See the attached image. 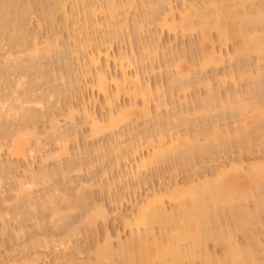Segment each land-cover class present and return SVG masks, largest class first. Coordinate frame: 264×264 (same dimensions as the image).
<instances>
[{"label": "bare ground", "instance_id": "obj_1", "mask_svg": "<svg viewBox=\"0 0 264 264\" xmlns=\"http://www.w3.org/2000/svg\"><path fill=\"white\" fill-rule=\"evenodd\" d=\"M170 1L169 0H26V3H25L24 0H0V152H1V150L3 151V149H4L3 146H5L7 148L6 151H8L7 153H9V155H11V159L13 158L12 155H14L15 157L17 156L16 158H18V156H22L21 153L24 152V151L22 152V150L19 149L18 140L26 139V141L28 140L27 143L29 144L28 148L32 145L30 143L35 144L32 146L36 147V149L34 147H33L34 148L33 149L31 146V149L30 150L28 149V152L30 153L29 155L26 154L28 157L29 156L31 157L33 155V152L38 150L36 152L37 154L34 153V156H32L33 160L31 158L33 163H35L38 161L37 155L40 153L43 154L44 152L42 153V151H43V149L47 150L46 149L47 146H48L47 148H49V145L53 143V145H50V146H52V148H54V151L56 150L55 145L58 146L55 153H54V151L51 152L52 149L50 151H48L49 154H47L46 152L44 153L46 160H45V158L42 159V157H44V156L43 155L41 156V154H40L39 157H41V158H39V159H41L40 161L42 163L38 162V164L39 163L42 165L46 164L45 165L46 167H43L40 164L38 166L43 167L42 168L43 170H40V171H38L39 169L34 170L35 166H33L34 164L31 161H29V162H31L32 165L28 162L30 166L27 165L29 167L26 169L25 168L21 169L20 166H18L17 168L21 169V170L17 169L18 172L22 171V170L24 171L23 172L24 177H22V174H21V178L18 176L20 173L17 175V177H14V176H16V175H14V174H16L14 172L15 166L17 165V164H14L17 161L16 158H15L16 161H14L13 165L11 164L10 160H9L10 163L8 162L7 165L4 163L5 160H4V162L1 161L2 164L1 163L0 164L3 165L4 167L0 165V186H3L2 183H6L3 180L8 181V178L11 176V175L9 176V174H8V176H4L6 171L7 172H9V171L14 172V174H13L14 176L12 175L13 180H10V178H9V181H8L9 182V190L11 189L10 188L11 187L10 182L14 183L15 182L14 180H17V179H18V181L15 182L16 185L14 184L15 188L10 191V192H12L14 190L12 192V194H14V192H15V194H14L15 199L13 198V201H14V203L17 202L16 203L17 207H14L15 204H14V206L10 205V204H13V201H10L12 199H8L9 196L5 197V199H3V200L8 199L9 201H7V200L6 201L9 203L7 204V203H5L6 201H3V200L2 201L7 205L6 206L4 204L7 208H9L8 206L10 205V210L8 211L6 209L7 212L2 211V212H4V214L1 213V210H0V213H1L0 219L2 218V220H0V221H3L7 218V222L8 221L11 222L12 220L14 221V222L12 221L14 223L13 225H15L16 222H18L19 220L21 221V222L19 221L20 225L17 224V226H20V227H18V229L20 228V231H18V229L17 230L13 229V228H15V227H13L12 229L14 230V232H12V229L10 228V226H11L10 222L8 224H6L7 223V222H5L6 220L1 222L2 225L6 224L5 229L8 228V226H9V228L11 229L12 236H13L14 233H15V235H19V234L21 235L22 233H24V231H26L25 228H27L28 230L30 228H33L32 230L30 229L31 231H33L37 227L36 230L39 229V231H40L41 228L45 227L43 225L47 226V223L50 225V226L48 225L49 227H51V225H52L53 231H56V230L63 231L64 230L63 226L61 227V229H56V230H54V229L59 228L60 225H64V224L67 225L68 222L67 223H65V222L72 218V215L74 214L73 212H76L75 214H78L80 217L88 214L89 216L88 215L83 216L84 222H83V220H81L82 218L80 219L81 222H83V224L80 223L81 225L79 224V221L77 224L76 223L74 224L75 218L74 219L72 218L71 221L76 226L75 228H74V225H71L73 228L71 226H69L70 223H68L67 226L64 225L66 227H69L67 229H70L71 231H69V233L66 232L65 234H63V232H62L61 233L62 236L59 235V237H61L62 239L61 238L59 239V237H57V236H56L57 239L55 237H53L55 232L52 233V235L50 234L51 237H53L51 239H48V238H50V237H48L50 235H47V234L40 235L41 236V238H40L39 235L37 236V234H36L39 231L36 233L34 231L35 234L32 233L33 234L32 236L36 235L37 238L39 237L37 240L34 239L35 237H33L32 239H34V240L30 239L28 241L29 243L30 242L32 243V241H34L38 245V247H36L37 245L35 244V246H34V243H32L31 247L33 248L34 251L36 249L42 247L41 249H39L40 251L42 249H46V250L48 249V251L53 252L52 248L49 247V246H51V247L55 248L53 250H55V252H57V253L59 252L60 255H62V256L66 255V256L70 257L69 259H67V262L69 261L67 263L66 257H65V259H63L64 257L61 258L59 255H57L60 257V258L56 257V259H57L56 262L59 260V262H58L59 264H70L71 262L73 264H76L75 260H77V257L72 259L75 251H74V253L71 252L72 254L70 253L72 257L69 254H65L66 253L65 250L68 252H70L69 250H71L68 248V246H70V240L72 241L71 242L72 244H74L76 242V240H77V243H79V238H78L79 234H77V233H80L82 235L81 237L83 238V237H85L84 236L85 233H83V232H86V234H87L85 237L86 239L91 238V236H88L91 230L87 231L86 229L88 227H90V229L92 227H97V225L95 226L96 222H94V221H97V219L99 220L100 218L104 220L105 219L104 216L107 215V213H108V210L103 209L104 207L102 208L101 205H93L94 207L91 209L95 208V210H92V213H90L91 211L90 212L88 211V213H87V210H86V214L83 213V212H85L84 206H86L87 202H90V201H87V200H89L88 198L90 197L87 194H88V192H91L94 190V188H95L94 186H96V184L92 185V188L93 187L94 188H93V190H91L92 189L91 183L93 181L90 180V181H88L89 182L88 183L85 179L86 182L85 181L81 182L82 181L81 179L77 180L79 177L74 179L70 175V167L69 166L76 164L79 167V165H78L79 163H76V162H80V164L81 163L83 164V162L80 161L82 159V157H81V159H79L78 153H76L77 156H73V157L70 156L72 158L66 157V155H65V158H67L69 161H71V160L75 161L72 163V165H69V161L67 159H66V161L64 160L66 163H68L69 166L68 165H66V166H68L67 168H69V169H64V168H66V167H64L65 163H64V161L61 160L62 158L59 157V156H62V157L64 156V155H62V152H64V154L67 152L66 150L68 148L66 149V146H67L66 142H70L67 140H70V139L72 140V138H74V137H72L73 134L74 135L78 134L79 136L83 134V133L82 134L78 133L79 130L82 129L83 127L80 128L79 124H75V122H74L76 120V118L74 119L73 116L74 115L77 116V113H79L78 117L80 116V114L82 115L84 113L85 116H83V119L81 120V122L84 120V122H86V123L82 122L84 125L89 123V125L91 126V127L89 126V128H91V131H89V130H88L89 132L87 131V133H89V135L86 134V136L88 135V138L89 137L91 138V136H92V138L97 139L100 137L99 135H102V134L104 135L105 132H106L105 134H107V132L110 134L111 133L115 134L113 136H111L109 134H107V135H109L110 138L114 137L111 139L116 138L117 141H115V140L113 141L114 144L116 143L115 146H114L113 142L109 143V145H111V146L113 145L114 148L117 147L116 149H114L113 146H112L113 149L110 148L111 146L109 148H107L108 142L112 141L110 138H109L110 140L109 139L107 140L108 141L107 146H104L102 141H101V143L96 142V143H99L98 145L102 144L103 147H106L108 150L103 148V147L100 148L101 145L100 146L95 145L96 147H93L94 146V144H93V145H91L92 146L91 147L89 145V142L87 143V145L91 147L90 149L93 148V151L96 153L99 149H103V151L105 149L104 153H106L107 151H108L107 153H110V152L113 153L116 151L115 154L112 155L111 157H109L108 154H107L108 155L107 156L106 154L103 155L101 153L103 156L106 155L105 158L100 156L101 159L103 158L102 160H105L107 157L112 158L115 156V158H112V161L115 162L114 165L112 164L113 162L110 159H106L107 162L109 160L111 162L108 163L109 166H108V164H106L108 170L107 169L104 170L106 168L104 166L105 168L103 169V171L101 170L102 172L105 171V173L107 172V174H110V173H112V169L114 168V166L118 167V165L120 167H122L124 165L127 168L128 165H125V164L120 165V164H117V162L121 163V161H122V163H125V162L128 163L130 161V158L132 157L130 155L134 154L133 156H135L137 154L136 155V161L134 162V163H137V165L133 163L135 165V167H134L135 169H133V167H132L133 170L130 168L131 169L130 173H127L128 171L125 172V170H124V173L123 172L120 173V174H124L123 175L124 177H125V175H128L127 177H125L126 180L129 176L130 177L132 176V178H133L132 182L135 179L137 180V181H135V183L138 182V180H140V179H141L140 181L145 183V181L141 178V176L143 175L142 173H144L143 171L146 170V173H147L149 167L151 168V166H153L154 168H159V167H155V165L161 166V164H164V166H165L167 164L166 166H168V165L169 166L168 167L165 166V167L170 169V165L172 167V165L175 166L177 164V166H178L176 168L177 170L180 167H182L183 169L185 168L184 172H186V170H188V168H189V170L187 171V172H189L192 169V167L194 169V168H197L198 167L197 165L201 164L203 161L207 162L210 159L209 157H208V159H205L207 155L212 156L211 158H213V157L215 158V156L217 157V155H215L216 153H214V152H216L218 150H219V152L223 151V148H219V147H222L223 145L225 146L229 142L230 143L228 145H230V146L232 144H234L236 146L239 145L238 147H236V146L234 147V145L232 146L233 149H231V151L233 150V152H234V150L238 149L240 146L242 148L243 147H249L250 150L252 151V149L253 150L256 149V148H253L255 146L254 144L259 143L255 147L260 146L261 142H262V145H264L263 144V142H264L263 141L264 140V70H263V66H262V64L264 65V0H193V1L189 0V2H188V0L187 1L185 0L182 3L181 10H179V8L174 9L172 6H170L169 5ZM173 2H174V0H173ZM180 7H181V5H180ZM176 10L179 11V13H177ZM131 11L132 12L135 11V13H132ZM33 16L34 17L37 16V18H34ZM32 18H34L35 20L34 19L32 20ZM30 20L33 22L37 20L35 22V25H36V23L39 25L37 27L39 30H40V28H43V27L44 28L45 27L50 28V34L43 35V36H45V38L46 37L48 38L47 40L44 37L41 39L42 33L44 32V28H43L42 32L39 31V33L41 32V34H39L38 32H35L34 28L33 29L29 28L30 26H28V23H30V24L33 23V22H30ZM154 23H156V26ZM33 24L31 25L32 27H34ZM101 26L103 28L105 27L106 30L102 29ZM152 26L156 27V29H154V30H158L157 28H159V27H161V29L164 28L163 32L167 28L170 29V30H168L169 32H172V31L175 32V30L180 29L181 33L183 35H185V37L188 35L190 36V34L193 33V31H195L196 33L198 32L197 35L199 34L200 37L199 36L198 37L201 39H199L197 37V40L201 41L200 43L198 42L200 45H197L198 47L196 48L195 47L196 45L194 46L193 43H191V44L189 43L192 46H190V45H189V47L187 46V48H189L191 50L196 48L197 52L195 50H194L195 51L194 52V51H191L189 49H187V50H189L191 52L187 51L185 48L184 42H182V45L184 46V48L180 44L181 48H183L184 50L182 49L183 50L182 51L180 49L179 51H176L175 49H172V48H176L177 45L172 46L173 43L170 39V41H171V42L169 41L170 44L168 41L166 44L171 45L170 46L171 50H172V52H171L169 46H167L168 47L167 48L166 45L164 47L162 45L163 44V40L161 39V37L163 36V34H161L162 30H161V32H159V30H158V32L156 31V32L152 33L153 32V29H152V32H147ZM148 27H149V29H148ZM30 30H32V32ZM33 30H34V32H33ZM135 30H138L139 33H136L137 37L136 36L132 37L133 31H135ZM212 30H213V32H214V30H216L215 35L218 36V37L216 36L217 39L219 38L218 39L219 41L217 40L219 45L217 43L216 44L218 45V48L220 49V51H223L221 49V47L227 45L228 43L234 44V46H232L234 48L233 52L231 51L232 54H230V52H228V51H230V49L229 50L226 49L227 46H229V44L227 46H225V48L223 47L224 50L225 49L227 50V52L225 50V54H224V52H222V53L220 52V54H218L219 51L216 52V49L214 46V44H215L214 39L216 40V38L213 39L212 36L214 33L212 32ZM47 31L48 30H46V33H47ZM63 31L64 32L66 31L68 36L64 35ZM141 32H144V33L146 32L147 35H150L149 33H152L150 39H149V37H146V35H145V37H143V38H145L146 43L143 42L144 40L143 41L139 40L140 42L137 40V39L141 38V35H142ZM35 33H38V35L37 34L35 35ZM48 33H49V31H48ZM98 34H99V38L97 37ZM186 34H188V35H186ZM62 35H64L63 37L66 36L65 40L67 39L66 41L67 42L69 41L68 42L69 44H70V41L72 40L71 46H69V44L66 42L64 43V41H65L64 39H63L64 40L63 42L59 41V37ZM179 35H180V33H179ZM192 35L190 36V39L192 38ZM122 36L125 37V42L129 41L127 43H130L131 45H130V47H128L129 46L128 45L127 48L129 50L131 49V54H133V52H135L134 53L135 55L134 54L130 55L129 50L126 49V50H128V52H129L128 53L125 50V48H122V46H121L120 48H122V49L119 48V50H117L118 51V55L116 54V56L118 57V58L116 57L117 62H116V60L114 62V63L119 64L118 66H120L121 72H120V74L119 73L116 74L117 72L114 69L117 67V64H114V67H115V65H116V67L113 69L110 68L111 70L115 71L114 72L115 75H114L111 73V71H109V65L110 66L112 65L109 62L112 61V58H110L111 53L107 52V50L111 51V50H109V48H111L114 45L113 42L117 43L116 41L118 40V38L120 41V43L119 42L118 43L120 45H122L124 42V40L121 38ZM178 36L176 35V37H178ZM63 37H60L61 41H62ZM126 38H130V39L126 40ZM134 38L136 39V44H135ZM115 39H116V41H114ZM146 39L147 40L149 39V40L147 41ZM157 39H159V40L157 41ZM177 39H175V41H173V42L175 43L177 41ZM207 40H210L211 44L213 45L212 48H210L209 50H207L208 48L205 49V47H207V43H208V45L210 43ZM212 40H213V42H212ZM44 41H45V43H48L47 47H45L46 45L43 46ZM133 41H134V43H133ZM160 41H162L161 47H159L160 44H158ZM183 41H185V40H183ZM142 42H143V44H141ZM165 42L166 41L164 40V43ZM179 42H181V41H179ZM205 42H207L206 45L204 44ZM220 42H221V46H220ZM198 43L196 42V44H198ZM62 44H64V45H62ZM65 44H67V45H65ZM61 45H62V47H61ZM103 45L105 46L104 49H106L104 51V52H106V54H104V57L106 58V59L104 58L105 59L104 61L106 63H103L104 61L102 62L103 59L101 58L103 53H104L103 52L104 49L102 48V47H104ZM132 45H135V46H132ZM136 45H138V47L141 46L140 52H141V50H143L142 51L143 53L139 52L140 47L137 48ZM204 45H205V47H204ZM63 46H65V47H63ZM199 46H200V48H199ZM193 47H195V48H193ZM64 48H67L68 49L67 51L72 52V54H70L68 52H67L68 53L67 54L65 52L66 49H64ZM69 48H70V50H69ZM162 48H164L163 50H165V51H167V50L169 51V53H170L169 58L172 57L173 61H171L169 58H167L170 60L168 63V66L164 65V69L169 67V71L165 70V73L167 72V74L163 73L164 72V71H162L163 68L160 67V68H162L161 70H159L160 73L162 71L161 74H163L164 78L167 79V80L165 79L166 82L164 81L165 84L162 80L163 75L162 76L159 75L161 78L158 76L162 82L161 84H159L160 83V82H158L159 80L156 82V80H157L156 77H155L156 84H151L152 82L153 83H155V82L153 80H152V82H151V80L149 81V78L152 79L151 78L152 76H150L149 73L150 72L154 73V71H155L154 69H156V72L158 71L157 68H159V67H157V66L154 67V65H157V64H155V61L159 64V55L158 54L160 51H163ZM123 49H124V52H123ZM112 50H114V49H112ZM136 50H137V52H136ZM174 50L178 54H176ZM119 51H120V53H119ZM146 52H148V53H146ZM180 52L185 53V54L181 55L182 53L180 54ZM188 52L191 53V54H189V56L190 55L193 56L192 58H190L191 62L189 64L191 66L189 65V67L190 68L192 67L191 63L193 61H194L193 64L197 60H199V63L196 62V63H198V66H196L197 64L193 65V67H192L193 69L191 68L192 72L188 68L190 70V72L188 74H185V72H186L185 70H187V72H188V69H183L184 65L181 66L180 63L182 62L181 56H184L183 60L187 59L189 61V58L185 57ZM193 52L195 54L197 53V55L192 54ZM61 53H62V55H61ZM113 53L114 52H112V54ZM165 53L163 51L162 54H165ZM174 53H175V55H174ZM73 54L77 55L78 57H76ZM141 54H142V56H141ZM143 54H145V55H143ZM215 54H218V55H215ZM222 54H223V57H222L223 59H225L226 56H224V55H226V54H227V57H229V58H226V59H229V62L225 63V61H224V64L231 65V67L236 64L234 62H237V64L232 69H231V67H229L230 70L228 69V71H227L228 73L225 72V74H223V75L221 74V76H219L220 72H219V74L214 73V72L218 73V71L216 70V68H218V67L215 68L214 66H215V63H217L216 65H219L218 62H221L223 64V62L221 60L222 58L218 59V57L219 56L221 57ZM56 55H57V57H56ZM65 55H72L73 57L78 58L77 61H75L76 59L74 60V58L71 57L72 58L71 61L73 60L75 63L77 62L76 63L77 68L79 65L78 61H80V59L82 58L81 59L82 61H80L81 62L80 64H84V65H79L81 67L80 68L81 71L79 68H78V71L74 70L75 74L77 72H81L80 74L77 73L78 75L75 76V74L72 73V70L75 69V67H76L75 65H74V68H72L71 70L69 69V70L72 74H74L77 81L82 80L84 76L87 77L86 79H88L90 77L91 80L90 79L89 80L92 81L91 82L92 84L87 83L88 80L87 81H86V79H84V80L86 81L87 84H90L88 86H91V87L93 86L92 89H94V87H96V89L98 90L97 91L95 89L96 92L101 93V95H103L104 103L102 102L103 104H100L101 106L98 105L97 107H102L101 111L103 110V108H107L106 112L100 113V111H98L99 109H97V107L95 109H97V112H99V114L96 112V110H94V107L96 105H94L93 101H95V104H96V102L100 101L97 98V97H99L98 93H96L97 94L96 95L97 100H95L96 99L95 94L92 98L93 99L92 103H93L94 107H91L92 106L91 105L92 99H90V98H89L90 100H88L89 104L85 103V105L83 102L81 103V101L82 100L84 101L86 99L83 98L81 101H79V100L77 101V99H76V101L78 103L80 102L81 104H83L85 106V108H84L80 104L81 105L80 109H83V110H80L78 107H77V109H75L76 107H74V105L72 107L71 105L66 104L67 99H68V103H70L71 100H69V99H71V96L73 98H75V94L77 95V93L74 92L75 90L76 91L82 90V92H84L83 91L84 87H83V89H80L81 85L79 83H82L83 81L82 82L79 81V83L77 84L76 79L72 80L75 77L73 78L72 75L68 74L69 72L67 73V71H69V70L66 69V70H64V73L66 72L68 75L72 76V77L68 76L69 79H66L69 82V85H68L67 82L65 81V78H67L65 75L66 73L65 74L64 73L58 74V71H61V69H59V67L55 66L58 64L50 63L51 61L52 62L57 61L56 59H58V56L60 57V59H62L63 63L64 62L67 63L66 59H68V57ZM136 55L138 57L141 56L140 61L142 63H140L139 58ZM173 55L177 56V57H173ZM178 55H180V56H178ZM53 56H55L56 59ZM79 56H81V58H79ZM112 56H113V59H115V53ZM135 56H136V58H135ZM160 56H161V54H160ZM166 56L164 55L165 59H166ZM214 56L217 57V60H215L216 57H214ZM230 56H232L231 58L233 60L230 58ZM254 56L257 58L258 61L257 60L255 61L256 58ZM164 57L163 58L160 57V58H162L161 61H163L165 64L167 62L166 61L167 59L165 60ZM53 58L55 59V61H53ZM234 58H237L238 60L234 61ZM64 59H65V61H63ZM110 59H111V61H109ZM148 59H149V61H148ZM154 59H156V60L153 61ZM252 60H253V62H255V63H253L254 65L250 64V62L252 63ZM69 61H68V63H69ZM231 61H233L232 63H234V65L231 63ZM137 62H139L140 64L138 63L139 66H137L135 68H137V70L139 69V71H137L135 69L134 70V72L136 71L135 73L132 74L133 70H132V72L129 73L127 68L129 69L133 64L134 65L137 64ZM145 62H146V65L148 63V65H149L148 67L146 65H144ZM178 62H180V63H178ZM183 62H185V61H183ZM261 62H262V64H261ZM58 63L60 66L66 64V63L61 64L60 62H58ZM211 64L212 65L214 64L213 67L215 68V70H213L214 71L213 73L216 75V77L219 76L218 78H216L215 76H214V78H210L211 76L213 77V75H214L213 73L209 74V75H211V76H209V75H207L206 70L203 72V69H206V67L209 65L212 66ZM241 64H244V65H241ZM141 67H142L144 72L142 71ZM172 67L175 69H172ZM117 68H119V67H117ZM224 68H227V67L224 66ZM207 69H208V67H207ZM211 70H210V72H211ZM223 71H225V70H223ZM62 72H63V70H62ZM199 72H201V73H199ZM142 73L148 74L147 75L148 79L146 78V76L144 74L142 75ZM160 73L157 72V74H160ZM193 73H195V74H193ZM227 74H229V76L231 77L230 80L228 79L230 77L225 78V76H228ZM80 75H83V77L81 76L82 78L78 79ZM193 75H195V78ZM202 75H203V79L205 82L202 81L203 79L200 80ZM206 75H207L208 80H205ZM221 78L223 81L221 80ZM245 78H246V82L249 81V83L245 82V80H244ZM196 79L197 80L199 79L198 82L199 81L200 82L198 83ZM215 79H218L217 80V82L219 81L218 83H220V81H222L221 83H224L228 80L230 81V82H228L229 85L224 83L229 88L228 89V88H226L227 86H224L226 94H223L224 90L222 91V89H224V88H222L223 85L220 86L221 83L218 86L219 88L217 87V85H216L217 82L214 81ZM224 79H226V80H224ZM194 80H196V81H194ZM64 81L66 82L65 84H67L66 88H65ZM70 82H72V83L76 82L75 84H77V85L74 84V86H72V84ZM112 82H113V84H110ZM191 82H194V83H191ZM212 82L213 83L216 82V84H214L217 87L216 89H215L214 85H213L214 87L212 86V84H213ZM231 82L232 83L235 82L236 84H238V86H236V88L229 87V86H232ZM235 83H234V85H236ZM243 83L252 84V85L251 86L245 85L244 87L248 86L249 88L242 91L238 88ZM61 84L62 85L64 84V86L62 87ZM87 84H84V85H86L85 89L88 87ZM162 84H163V86L164 85L165 86L164 87L160 86ZM166 84H167V87H166ZM192 84L193 85L195 84L197 90L195 89V86L193 88ZM201 84H203V85H201ZM198 85L201 87L206 85V87L208 89L206 87H203V89L206 88V89H204V91L205 90L208 91L207 93H205L206 96H204V94L199 95V92L201 90L198 91V89L200 88ZM68 86H70L72 88H69ZM79 86H80V88H79ZM189 87L191 89L193 88L194 91L196 90L197 94H196V92L193 94H195L197 96V98H195L196 96L193 97L191 94H190V96H187V98H185L186 94L189 93L188 91H190ZM67 88H69V90L75 89L74 91H71V92H74L75 94L73 93L74 94L73 95L72 93H70L72 95H69V94L67 95L66 93L70 92V91H68ZM231 88L234 90H232ZM41 90H43V91H41ZM36 91L40 94H38ZM176 92L178 93L177 95H175ZM180 92H184L183 93L184 98H181L182 95L179 96ZM78 93H79V91H78ZM92 93H94V90H92ZM122 93L126 94V96H128V94H129V97L131 96L130 98L128 97V99H129L128 103L125 102V103L121 104L122 99H120V97H121V95H123ZM64 95H67V96H65L66 98L64 97ZM87 95H89V94H87ZM69 96H70V98H67ZM84 96H85V94H84ZM172 96L174 97V100L179 96L181 99L178 97L179 98L178 100H179V102L181 101L180 102L181 104L178 103L179 105L177 106L176 105L177 101L174 102V100H173V102L171 104L174 107L171 104L167 105L168 102L167 103L165 102V98L169 97L168 101H170L173 99ZM198 96H201V97L198 98ZM62 97H64V99H62V100H64L63 102H66L63 105L64 107L62 106L63 103L61 104L62 100H59ZM162 97L164 100L161 99ZM56 98H57V100H56ZM76 98H78V97L76 96ZM79 98H81V97H79ZM188 98H193V99H188ZM182 99H185V100H182ZM73 100H75V99H73ZM140 101H142V104H140ZM71 102H74V101H71ZM86 102H87V100H86ZM78 103H76V104H78ZM99 103H101V101ZM126 103H127V105H126ZM154 103H155V105L152 106V104H154ZM70 104H73V103H70ZM88 105L91 108H93L92 110H94V111H91V109H89V107L87 110L86 106H88ZM163 106L164 107H166V106L171 107V108L169 107L170 109L167 107L165 108V110L168 109L167 111L164 110L166 114L163 111H161V109L163 110V108H164ZM66 111H68L67 112L68 114L66 113ZM79 111H81V112H79ZM162 113H164V114H162ZM63 114L67 115V116H65L66 118H63L65 122L64 121L60 122L58 119L64 117ZM100 114H102V115L100 116ZM142 117L144 119L148 118L147 120L149 121V123L152 121L151 124H149L148 121L145 119L147 121L146 122ZM141 119L144 122H142ZM136 120H138V122L141 121V123H143V124L146 122L145 123L146 125L145 124L144 125L148 129H146L144 126H137L136 127L135 124L136 125L138 124V122ZM39 121H43V122L47 121L46 125H49V124L50 125L47 129H45V124L43 122H40V123H43L42 125H44L42 127V130H41L38 128L40 125L39 126L37 125V124H40ZM66 121H68V122L73 121L74 122L73 124H75L77 127L79 126L80 129L78 130L77 127L74 128L75 125H72L71 122H69L71 125L69 127L67 125L68 122H66ZM36 122H38V123L36 124ZM60 123L61 124L65 123L64 124L65 126L64 125L62 126ZM82 123H81V126H82ZM132 123H134V124H132ZM152 123H154V124L152 125ZM143 124H141V125H143ZM129 125H132L131 126L132 130L129 129L131 132L128 131V133L131 135L126 133L127 129L130 128ZM149 125H151V127ZM33 126H34V128L30 129V127H33ZM125 126H127V127H125ZM134 126H135V128H133ZM67 127L68 128L73 127V128L68 129ZM139 127H140V129H138ZM143 127L145 129H143ZM62 128H64V129H62ZM122 128L124 130H122ZM125 128H127V129H125ZM141 128H142V130H145V131L139 132V130L142 131ZM34 129L36 131H34ZM67 129L69 130V132L73 130V133L71 132L72 136L69 135ZM117 129H121L122 131L121 130L116 131ZM137 129H138V131H136V132H139V133H135L134 130H137ZM151 129H152V131L154 130V132H150ZM39 130H41V131H39ZM65 130L67 131L66 134H65ZM37 131L40 133L43 131L45 134L41 135L42 133L41 134L35 133ZM132 131L134 134L132 133ZM182 131H183V133H181ZM100 133H102V134H100ZM143 133H145V134H143ZM37 135H40V136L37 137ZM94 135L95 136L97 135L98 137H95ZM132 135H135L134 137H136L138 135L139 137H136L137 139H133L134 137ZM41 136H46V138H45L46 143H45V141H43L44 137H41ZM79 136H76L75 138H78ZM123 136H124V138L127 137V139H129V137L131 136L130 140L125 139L126 140L125 141L123 139L124 140L123 146L126 145L125 146L126 148H124L122 146L123 142L121 143L122 140H120V139H122ZM261 137H263V138H261ZM36 138H39L38 142L36 141L37 140ZM88 138H87V140H88ZM131 138H132V140H131ZM31 139H33V140L36 139V140H35V142H32L33 140H31ZM47 139L50 141V144H48ZM260 139H261V141H260ZM42 141L44 142V144L43 143L38 144V147H37L36 144L40 143ZM257 141H259V142L256 143ZM126 142H127V144H126ZM129 142L132 143L131 144L132 149L129 148V145H130ZM45 144H47V146ZM105 145H106V141H105ZM228 145H227V149H228V147H230ZM39 146H41V147L39 148ZM86 146H84V147H86ZM97 147H98V149H97ZM225 147H224V149H225ZM241 147H240V152L237 150L238 155H237L236 159L238 157H241V158L237 159L238 162L241 159L243 160L242 156H243L244 152H243V154L241 152L243 151L244 148L242 149ZM1 148H3V149H1ZM58 148L60 151L58 150ZM95 148H96V150H95ZM140 148H142V150H144V148H146V149H145V152L143 151L144 154H142L141 156H138L139 150L142 152V150ZM18 149H19V151H18ZM39 149H40V151H39ZM86 149L90 150L88 147ZM109 149H110V151H109ZM111 149L115 150V151L112 152ZM129 149H130V152L128 153ZM227 149H225V150H227ZM80 150H82V149H80ZM228 150H230V149H228ZM246 150H249V149H246ZM57 151H59V152L56 153ZM25 152H27V151H25ZM87 152L89 153V151H87ZM219 152H217V154ZM3 153H6V152H3ZM24 153H23V156H26ZM52 153H54L56 155L53 156L54 154L52 155ZM80 153H82V152H80ZM239 153H241L242 156L239 155ZM98 154H100V153H97V156L99 157ZM6 155H8V154H6ZM50 155H52L51 159H50ZM128 156H130V158ZM5 157H7V156H5ZM55 157L60 159V161H62L63 163L58 161V159H55ZM75 157L77 158V160ZM125 157H128L129 160L126 161L127 159ZM137 157L140 160L137 159ZM0 158H2V155H0ZM47 158H49V159H47ZM52 158L54 160H56L57 162H54ZM73 158H75V160ZM88 158L89 157H85V158L83 157V159H86V160ZM124 158L126 160H124ZM6 159H9V158L7 157ZM23 159H24V157H23ZM83 159H82V161H84V165L86 163H89V165H90L91 162H87V161H89L90 158L87 161L83 160ZM92 159H98V158L94 157ZM200 159H205V160L201 161ZM229 159L230 158H228V160ZM12 160H14V158ZM48 160L49 161L51 160L52 164L54 163V166L57 165V168L52 167L50 164L52 169H51V167H49L50 170L47 169L49 166ZM228 160H226V161H228ZM22 161H24V160H22ZM43 161H44V163H43ZM90 161H91V159H90ZM123 161H125V162H123ZM198 161H200V163ZM210 161H213V159H210L207 163H209ZM229 161H228L229 164L225 165L226 167L220 168L222 166H220V165L216 166L217 167L216 170L214 167H213V170H211L212 167H209V169H207L208 166H212V165L207 166V164H206V165H203L204 166V168H202L203 170L198 168L196 170L192 169L193 172L196 171L194 174L192 171L189 172L191 174L189 176H192V174H193V177H194L195 174H197V175H198V173L203 174V173L198 172L201 170H202L201 172L205 171L204 174L207 172V175H208V171H212L211 172L212 174H214L213 173L214 170H215L214 172L218 171L215 173L213 178H211V176H207L205 174V177L203 176L204 180H202V177H201V179L196 180L195 182L193 181V183L190 182L191 183L190 184L189 180L193 179V177H190L189 180L186 179L183 182L184 183L183 185L182 184L180 185L178 183L180 186L177 184L178 186L175 185V187H174L171 185L172 188H171V186L165 188L168 190L171 188L169 192L167 190H164V189H163L164 193H159L160 191L155 192V193L153 192L155 195V196L153 195L154 196L153 198H152V194H153L152 193V194H150L151 196L149 195V197H151V199L149 197H148L149 199H147V197H145L144 200L142 199L143 200L141 202L142 204L137 202V204H135V205L136 206L138 205V206L132 207V209L133 208L136 209V210H133L134 213L132 212V209L131 210L129 209V211H131L130 213H132L131 215L128 214V216H126V217L122 215L123 221L125 219L126 220H125V222H123L121 220L122 221L121 223L124 224L123 225L124 228H125V225L129 228V230H130L129 235L130 236L128 235V237L123 240V239H121V236H120L121 233L119 232L120 234L119 233H118L119 235L117 234L119 237V239H118L119 242H117L118 243V244L116 243L117 246L115 244L116 247H114L113 241H111V243L109 241V240L113 239V236H111L112 230H111V232H108L109 229H108V224H107L106 228L105 229L103 228L104 230L108 229V230H106L107 232L105 231L106 235L104 234V237L106 236L105 239L103 238L107 244L105 242H104V244L99 243L98 246L95 244L94 248L89 246L92 244L86 245V246H89L91 248V249H88L89 247H87V250H86L87 252H89V250H90L89 255L90 254L93 255L95 253L94 254L95 260L93 261L92 259H90V261H88L89 259L87 257H85L87 259V260L84 259V260H86L85 262L88 261V262H91V264H196V261L200 260L201 263L207 262L208 264H264V161H263V158H262V161L254 162L253 164L250 163L249 166H247L248 169L246 168V170H245L244 160L241 161V163L239 162L240 165L235 164V166H233L234 163H231ZM71 162H70V164H71ZM93 162H94V160H93ZM178 162L180 163V166H179ZM59 163H61V165H63V167ZM181 163H183V164L181 165ZM193 163H197L196 167L194 166L195 164H193ZM224 163L225 162H223V164ZM103 164L105 165L104 162H102L101 165H103ZM133 164H132V166H133ZM158 164H160V165H158ZM84 165H83V167H85ZM89 165L87 166V167H91V168H89V170L94 167V164H92L93 166L92 165L89 166ZM227 165H230V166L227 167ZM80 166L81 167H79V168H81V169H75L73 171H76L78 173V171L83 170L84 168H82V165H80ZM110 166H112L113 168L111 167L112 168L111 169ZM13 167H14V169H13ZM30 167L31 168L33 167L32 171H31V169L29 171ZM74 167H75V165L73 166V169H74ZM153 167H152V169H153ZM186 167H188V168H186ZM190 167H191V169H190ZM58 168H60V169H58ZM62 168H63V170H62ZM116 168H114V170H116ZM162 168L163 167H160L159 169L163 170ZM218 168H220V169H218ZM152 169H149V171H152ZM159 169H156V170H159ZM169 169H168V171H169ZM176 169H174V167H173V169L172 170L170 169V170L177 172ZM65 170H69V171L65 172ZM109 170H110V172H108ZM73 171L71 169V172H73ZM121 171H123V169ZM179 171L183 172V170H181V168H180V170H178V172ZM231 171H233L234 173ZM25 172L26 173L29 172L28 173L29 175L26 174V176L29 177L28 179L25 177ZM61 172H62L61 176L64 178V180H61L62 178H59V176H58V174L60 175ZM160 172H162V171H160ZM66 173H69V175H66ZM80 173H78V174H80ZM93 173H94V175H96V172H93ZM93 173H92V170H90V172L88 171L89 175L87 174V176L89 178L92 176V179H93V175H91ZM105 173H103L101 175H103V177H104L107 175ZM125 173H127V174H125ZM78 174H77V176H78ZM1 175H2V177H1ZM114 175H116V174H114ZM240 175H242V178L245 177V180L243 179L244 182H243L242 178L240 177ZM56 176L58 178L56 184L61 183L59 181V179L63 182L67 179L68 176H71L70 178H72L73 180H76L77 184H78V181L81 182L80 184H78L80 186H77V188L75 187L74 192L71 191L72 189L68 190L66 187V189H67V191H66V189H63L64 186H63V188H61V187H59V185L56 186V184H54V182L56 181ZM65 176H66V178H65ZM112 176H111V178L113 179ZM123 176H121V177H123ZM82 177H84V176H82ZM121 177L118 179L116 177V179L108 182V183L112 182V184L115 186L116 192H117V188H118L117 186L121 180H123L124 183L127 182V184H128V186H127V184L126 185L124 184V186H126L125 188L123 185H121L122 191H123V189L126 190L127 187H129V188H130V186L132 187V184L130 185L128 181H125L124 178L121 179ZM70 178H68V182H69ZM100 178H102V177H100ZM19 180L23 181V182H21L20 184L18 183L19 185H17V182H19ZM94 180H96V179H94ZM105 180L107 182L109 180V178L105 179ZM116 180H120V181H116ZM52 181H53V183H51L52 184L51 186L53 187V184H54V187L55 186L56 187L55 188L53 187L54 189H52V188L46 189V187H44V186H47V185H45V184H47L48 182H52ZM102 181H104V180H102ZM113 181H115L116 183L118 182L117 186H116V183H114ZM186 182L188 184H186ZM72 183L74 184V182L71 181V184H69V185L66 184V186L70 187V186L76 185V184L73 185ZM83 183L85 184V186L83 185ZM93 183H95V181ZM97 183L100 184L99 182H97ZM108 183H106V186L109 185ZM242 183H245V184H242ZM6 184H8V183H6ZM42 184H44V185L42 186ZM62 184H61V186H62ZM89 184H90V186H89ZM103 185H104V188L106 190V193H108V191L110 192L112 185H110L109 188L108 187L106 188L105 182ZM36 186H38V187H36ZM87 186H89L90 188ZM137 186L139 187V184ZM34 187L37 189L39 188L38 190H40V188L44 187V188H42V191H43V189H45V191H43V193H40V194H44V192H45V194L44 195L39 194L40 196L37 195L38 197H35L36 196L35 195L33 197V192H34V194L39 193V192L36 193L38 190L35 189L36 192H35V190H33ZM59 188L63 189L62 191L65 190V192L62 193V191H60ZM72 188H74V187H72ZM88 188L90 190H88V192H87ZM136 188L134 187L133 190H136ZM0 189H1V187H0ZM100 189H101V187L99 188V191H100ZM112 189H114V188H112ZM5 190H3L4 193L2 192L1 195L4 196L7 193H8V195H10L9 191H7V193H6ZM52 190H53V192H52ZM128 190L129 189H127V191ZM42 191H40V192H42ZM131 191H132V189H131ZM165 191H167V193ZM119 192L120 191L118 188V193ZM125 193L126 192L122 193V196H121L122 198H125V195H124ZM156 193H159L160 195H157ZM93 194H94V192H93ZM93 194L91 193V196L94 197ZM114 194H115V192H114ZM89 195H90V193H89ZM115 195H117V194H115ZM115 195H114V197H115ZM118 195H121V193ZM123 195H124V197H123ZM122 198L120 199V201L122 200ZM165 198H167V202H173V205H168ZM116 200L119 201L118 198ZM116 200L114 199V201H116ZM94 201H95V199H94ZM118 201H116V202H118ZM251 201H254L253 206L250 205V204H252ZM3 202L2 203L0 202V203L3 204ZM91 202H92V200H91ZM92 204H90V205H92ZM99 206H100V208H99ZM11 207H14L13 209H15V208L16 209L14 211H12L14 213L10 214V215H12L13 218L11 217L12 219H9L10 215L8 216L7 214H9V212L11 211ZM87 207H86V209L90 210V208H87ZM90 207H92V206H90ZM169 208H171V209H169ZM2 209H4V208H2ZM83 209H84V211H83ZM77 210L83 211V212L77 213L78 212ZM104 210L106 212H104ZM5 215H6V217L4 219ZM78 215H76V216H78ZM96 215H97V218L95 217ZM110 215H111V213L109 212L107 215L106 221L110 220L109 219V217H111ZM118 216L120 217L121 215H118ZM84 218H86V219H84ZM229 218L234 220V223H232L234 225L231 224L233 226L232 229L230 227L228 228V226H230L229 223H231L230 221L228 222ZM37 219L42 221L41 224L39 223V220H38V222H35V223H37L36 225L30 224V225H32V227H30V228H28L29 226L26 227L27 223H29V220L31 223V221H35ZM76 219H77V217H76ZM233 220H231V221H233ZM63 221H65V222H63ZM115 221H116V219H115ZM24 222H26L25 223L26 226L24 225L25 227L22 224ZM75 222H77V221H75ZM38 223L40 225H42L43 227L39 228L40 225ZM58 224H60L59 227L57 226ZM37 225H39V226H37ZM78 225L81 227H79ZM52 227H51V229H52ZM128 228H126V229H128ZM1 229H2V226H1ZM84 229L86 231H84ZM95 229H97V228H95ZM95 229L94 228L92 229L93 230L92 234H94ZM28 230H27V232H28ZM30 230L28 232L29 234L27 235L28 237H29L30 232H31ZM43 230L41 231V233H44V232L48 233L47 230L46 231H45V229H43ZM82 230H83L82 233L84 235L81 233ZM64 231H66V230H64ZM95 231H98V230H95ZM1 232H5L4 226H3V229ZM11 233H10V235H8V234H6V235H8V237H9V236H11ZM16 233H18V234H16ZM57 233L55 235H57ZM109 233H110V235H108ZM24 234L22 236V238L24 237L22 239L23 242L26 241V240L24 241V239H25V237H27L26 233H24ZM39 234H40V232H39ZM66 234L70 235V237H71L70 240H67L70 237L67 236ZM92 234L90 233V235H92ZM238 234H244L245 235V236L242 235L246 238V239H244L245 240L244 242H240L241 239L240 240L238 239L240 236V235L238 236ZM44 235H47V238H45L46 236H44ZM76 235L78 236L77 237L78 239H76ZM94 235L96 236L98 234H94ZM99 236H100V234H99ZM109 236L111 238H109ZM72 237L73 238L75 237L76 240H72ZM114 237H117V236L115 235ZM5 238H7V236H5L4 239ZM18 238L21 239V236L20 237H17V236L14 237V239L15 240L17 239V241H18V242L16 241V247L15 246H14L15 248L13 247L14 250H16L17 246L20 247L19 244H17L20 242ZM42 238H43V240L41 242L40 239H42ZM11 239H13V238L11 237ZM11 239L9 241H11ZM55 239L59 240V241H56ZM93 239H96V237H94ZM2 240H3V237H2ZM49 240L50 241L54 240V241L49 242ZM63 240H64V242H63ZM66 240L68 241L69 244L66 242ZM73 241H75V242L73 243ZM96 241H94V242H96ZM116 241H117V239H116ZM4 242H6V240H4ZM28 242L26 241V243H28ZM98 242H99V240H98ZM3 243H0V244L3 245ZM26 243H23V244L20 243L21 246L24 247V248L21 247L22 248L21 251L19 250L20 248H18V252H21V253H17L16 252L17 250L10 252V257L12 256L11 253H14L12 258H14L15 254L16 255L21 254V255L16 256V257L20 258L21 256H23V258L18 260V261L22 262V260H23V262L25 264L27 262L26 261L27 254L29 252L26 251L27 253H25V251H23V249L28 250L30 248V244L28 243V245H27ZM64 243H65V245H67V244L68 245L65 247ZM211 243L216 247L217 246L220 247L221 248L220 250H222V252L218 251V249H217V251H215L214 249L216 247L211 250L210 249V248H212V247H210ZM10 244H11V242H10ZM25 244L28 246V249H27V246ZM43 244H44V246H42ZM52 244H54V246ZM63 245L65 248H61V247H63ZM74 245H71V247L74 246L75 248H77L76 244H74ZM79 245L80 244H78V246ZM82 245L83 244L81 243V246ZM84 245H85V243H84ZM3 246L5 247V243ZM25 247H26V249H25ZM59 247L61 248V250ZM32 248L30 249L31 251H33ZM56 248H58L59 250ZM75 248L73 250H76ZM67 249H69V250H67ZM81 249H83L82 251H84V248H81ZM81 249L79 246L77 250H80V253L83 254L84 252L82 253ZM11 251H12V248H11ZM36 251L33 253L40 255L39 252L37 251L38 253H36ZM51 252H50V254H51ZM55 252H53L52 254L56 255L57 253H55ZM217 252H221V253L217 254ZM22 253L24 255H22ZM33 253H32V255H34ZM75 254L77 255V252ZM32 255L30 254V256H32ZM76 255H74V256H76ZM8 256L9 255H7V257ZM24 256L26 257L25 260H24ZM10 257H8V258L4 257L1 260L4 259V262H5L6 259L10 260ZM15 259L16 258L11 259L12 263L14 262L13 264L18 263V262H15V261H17V259L16 260ZM29 259H31L32 261L34 260L31 257L28 258V260ZM36 260H38V259H36ZM8 261L6 260L7 263H5V264L11 263V262L8 263ZM4 262L2 261L0 263L4 264ZM33 262L36 263V261H33ZM83 262L81 261V264H84ZM28 263L33 264L31 261ZM37 263H38V261H37ZM78 263L80 264V262H77V264ZM87 264H89V263H87Z\"/></svg>", "mask_w": 264, "mask_h": 264}, {"label": "rangeland", "instance_id": "obj_2", "mask_svg": "<svg viewBox=\"0 0 264 264\" xmlns=\"http://www.w3.org/2000/svg\"><path fill=\"white\" fill-rule=\"evenodd\" d=\"M169 1H170V0H169ZM171 1H172V2H171ZM171 1H170V3H169L170 6H172L174 9L179 8V10H181V8H182V3H183V1H185V0H178L179 2H178L177 0H174V2H173V0H171ZM186 1H187V0H186ZM192 1H193V0H192ZM24 2L26 3V0H24ZM188 2H189V0H188ZM190 2H191V1H190ZM173 3H174V4H173ZM180 5H181V7H180ZM146 11H147V10H146ZM131 12H132V11H131ZM138 12H139V11H138ZM176 12L179 13V11H177V10H176ZM132 13H135V11H133ZM33 17H34V16H33ZM34 18H37V16H35ZM34 18H32V20H33ZM34 20H35V19H34ZM37 20H38V19H37ZM37 20H36V21H37ZM36 21L33 22V21L30 20V22H33L34 24H33V23H31V24L28 23V26H30L29 28H30V29H33V28H34L35 32H38V33H39V31L42 32L44 27H43V28H40V27H39V28H40V30H39V29L37 28L39 25H38L37 23H36L37 26L35 25V22H36ZM29 24H30V25H29ZM32 24H33L34 27L31 26ZM154 24H155V26H156V23H154ZM148 26H149V25H148ZM155 26H154V27L152 26L153 28L151 27L150 29H149V27H148L149 30H148V31L146 30V31H147V32H152V29H153V32H152V33H154V32H156V31L158 32V30H159V32H161V30H162L161 34H163V36L161 37V39L163 40V44H162V41H160V42L158 43V44H160L159 47H161V44H162L163 47H164L165 45H166V47L169 46V48H170V50H171V47H170L171 45H167V44H166L167 41H168V42L170 41V39H171V41H172V43H173L172 46H176V45L178 46V47L176 46V48H177L178 50H177L176 48H172V49H175L176 51H179L180 49L182 50V49L184 48V46L182 45V42L185 43V44H184V43H183V44L185 45L186 50L189 49V48H187V46L189 47V45H190L191 43H193L194 46L196 45V46H195L196 48L198 47L197 45H200L199 43H200L201 41H200V40H199V41L197 40V37H198V36L200 37L199 34L197 35L198 32L196 33L195 31H193V33L190 34V36L193 34V35H192V38H191L192 40H191V39H190V36L188 35L189 33L186 34V35H188L189 37H188V36L185 37V35H183V34L181 33V30H180V29L175 30V32L172 31V30H171L172 32H169L168 30H170V29H169V28H167V29L165 28L166 30L163 32L164 28L161 29V27L158 26V27H159V28H157L158 30H154V29H156ZM101 27H102V26H101ZM48 28H49V27H45V28H44V32L42 33V37L39 35V36L41 37V39H42L43 37L45 38V36H43V35L50 34V28H49V29H48ZM102 29L106 30L105 27H104V28L102 27ZM34 30H33V32H34ZM46 30H48L49 33H48V31H47V33H46ZM30 31L32 32V30H30ZM176 31H177V32H176ZM179 31H180V32H179ZM215 31H216V30H214V32H213V30H212V32L214 33V34L212 33V34H213L212 37H213V39L216 38V40L214 39V43H215L214 46H215L216 52L219 51L218 54H220V52H221V53L224 52V54H225V50H226V49H228V50L230 49V51H228V52H230V54H232L231 51L233 52V50H234V48L232 47V46H234V44H231V43H228L229 46L231 45L230 47L227 46V45H228V44H227V45H225V46H227V48L224 50L225 46H223L224 48L221 47V49H222L223 51H220V49L218 48V45H219V43H218L219 40H218V39H219V38L217 39L218 36L215 35ZM41 32H40L39 34H41ZM178 32L180 33V35H179ZM38 33H35V35H36V34L38 35ZM63 33H64V35H67L66 31H65V32L63 31ZM100 33H101V32H100ZM100 33H99V34H100ZM136 33H139L138 30L133 31V35H132V37H135V36H136ZM141 33H142L141 38L138 37V38H139V39H137L138 41H139V40H142V41L144 40L143 42H145V38H143V37H145V35H146V37H149V39L151 38L152 33H149L150 35H147L146 32H145L146 34H145L144 32H141ZM141 33H140V34H141ZM170 33H171V34H170ZM174 33H175V34L177 33L176 35H177V36L179 35V36L176 37V35H175ZM195 33H196V34H195ZM99 34L97 35L98 38H99ZM158 34H159V33H158ZM181 34H182V35H181ZM216 34H217V33H216ZM64 35H62V36H60V37H63ZM100 35H101V34H100ZM47 36H48V35H47ZM67 36H68V35H67ZM138 36H139V35H138ZM159 36H160V35H159ZM182 36H183V37H182ZM216 36H217V37H216ZM60 37H59V41H60V42H63V41L65 40V37H66V36L62 38V41L60 40V39H61ZM97 37H96V38H97ZM123 37H124V36H122L121 38H122V39L124 40V42H125V37H124V38H123ZM136 37H137V36H136ZM175 37H176V38H175ZM199 37H198V38H199ZM177 38H178V39H177ZM184 38H185V39H184ZM45 39L47 40L48 38L46 37ZM63 39H64V40H63ZM128 39H130V38H126V40H128ZM134 39H135V38H134ZM149 39H148V40H149ZM159 39H160V38H159ZM159 39H157V41H158ZM161 39H160V40H161ZM173 39H174V40H173ZM175 39H177V41L174 43L173 41H175ZM188 39H189V40H188ZM199 39H201V38H199ZM66 40H67V39H66ZM66 40L64 41V43H65V42H66V43L69 42V41L67 42ZM132 40H133V39H132ZM132 40H131V41H132ZM146 40H147V39H146ZM148 40H147V41H148ZM164 40L166 41L165 43H164ZM183 40H185V41H183ZM187 40H188V41H187ZM195 40H196V41H195ZM217 40H218V41H217ZM42 41H43V40H42ZM114 41H116V39H115ZM131 41H130V42H131ZM138 41H137V42H138ZM171 41H170V42H171ZM179 41H181V42H179ZM207 41L210 42V40H207ZM71 42H72V40L70 41V44L68 43L69 46L72 45ZM116 42H117V43L113 42L114 45L111 47V48L114 49V50H112L111 48H109V50H111V51H108V50H107V52L111 53V54H110V55H111L110 58H112V61H111V59L109 60V61H111L112 63H111V62H109V63L113 65V66H112V65H111V66L109 65V71H111V73L114 74V75H115V73H114L115 71L117 72L116 74H118V73L120 74V72H121L120 66H118L119 64L114 63L115 60L118 58V57L116 56V54L118 55V51H117V50H119V48H120L121 46H122V48H125V50H126V49H128L127 46L129 45L128 47H130V45H131L130 43H127V42H129V41H127V42H125V43L123 42V44L120 45V44H119V43H120L119 38H118V40H117ZM118 42H119V43H118ZM139 42H140V41H139ZM139 42H138V43H139ZM143 42H142L141 44H143ZM170 42H169V44H170ZM177 42H178V43H177ZM196 42H197V43L199 42V43L196 44ZM212 42H213V40H212ZM133 43H134V41H133ZM133 43H132V44H133ZM145 43H146V42H145ZM187 43H188V44H187ZM189 43H190V44H189ZM206 43H207V42H205L204 44L206 45ZM216 43H217L218 45H217ZM233 43H234V42H233ZM60 44H61V43H60ZM115 44H116V45H115ZM135 44H136V39H135ZM141 44H140V45H141ZM180 44L182 45L183 48H181V45H180ZM45 45H46V46H45ZM62 45H64V44H62ZM62 45H61V47H62ZM65 45H67V44H65ZM144 45H145V44H144ZM205 45H204V47H205ZM43 46L47 47V46H48V43H45V41H44ZM103 46H104V45H103ZM132 46H135V45H132ZM136 46H137V48L140 47V48H139V52H140L141 46H139V47H138V45H136ZM190 46H192V45H190ZM208 46H209V47H208ZM212 46H213V45L211 44V42L209 43V45H208V43H207V47H205V49L208 48L207 50H209L210 48H212ZM216 46H217V47H216ZM220 46H221V42H220ZM220 46H219V47H220ZM63 47H65V46H63ZM195 47H193V48H195ZM102 48L104 49L105 46L102 47ZM122 48H120V49H122ZM131 48H132V47H131ZM134 48H135V47H134ZM134 48H133V49H134ZM167 48H168V47H167ZM167 48H166V49H167ZM196 48L193 49V50H191V49H189V50H191V51H194V50H195V51H196ZM199 48H200V46H199ZM64 49H66V51H65L66 53L68 52V53L72 54V52L67 51V50H68L67 48H64ZM64 49H63V50H64ZM135 49H136V48H135ZM158 49H159V48H158ZM163 49H164V48H162V50H163ZM69 50H70V48H69ZM105 50H106V49H104L103 52H104ZM128 50H129V49H128ZM128 50H126V51L128 52ZM159 50H160V49H159ZM175 50H174V51H175ZM183 50H184V49H183ZM183 50H182V51H183ZM189 50H187V51H189ZM126 51H125V52H126ZM133 51H134V50H133ZM133 51H132V52H133ZM142 51H143V50H141L140 53H143ZM163 51H164V53H165V52H166V53H165V54H162ZM163 51H160L159 54H158V55H159V64H160L161 66L155 61L156 59L153 60V61H155V64H157V65H154V67H155V66L159 67V68H157V69H158V71H157L158 73H160L159 70H161L162 68H163L162 71H164L163 73H165V70L169 71V67H167V66H168V63H169L170 60L173 61V60H172V59H173L172 57L169 58V57H170V55H169V54H170L169 51H168V50H167V51L163 50ZM176 51H175V53L178 54ZM187 51H186V52H187ZM191 51H189V52H191ZM195 51H194V52H195ZM112 52L115 53V59H113V56H112V55H113L114 53L112 54ZM123 52H124V49H123ZM129 52H130V55H133V54L135 53V52H133V54H131V49L129 50ZM129 52H128V53H129ZM136 52H137V50H136ZM161 52H162V53H161ZM171 52H172V50H171ZM189 52L187 53L188 55L186 54V56H185L186 58H189V61H188L187 59L183 60L184 56H181V58H182V59H181L182 62H181V63L178 62V63H180L181 66L184 65V66H183V67H184L183 69H188V68H189V69L191 70V68L193 67V65L197 64L196 66H198L199 60L196 61V62H198V63L195 62L194 64H193L194 61L192 60V61H193V62L191 63V64H192V67L190 68V67H189V65H190L189 63L191 62V61H190V58H192L193 56L190 55V56H191V57H190L189 54H191V53H189ZM194 52H193L192 54H195ZM196 52H197V51H196ZM226 52H227V50H226ZM68 53H67V54H68ZM119 53H120V51H119ZM146 53H148V52H146ZM167 53H168V54H167ZM175 53H174V55H175ZM181 53H182V52H180V54H181ZM64 54H65V53H64ZM64 54H63V55H64ZM104 54H106V52H104L103 55H102V57H101V58L103 59L102 62L106 59V58L104 57ZM160 54H161V56H160ZM184 54H185V53H182L181 55H184ZM218 54H215V55H218ZM227 54H228V53H227ZM227 54L224 55V56H226L225 59L222 58V57H223V54H222L221 57H220V56L218 57V59L222 58L221 60H222L223 64H222L221 62H218L219 65H216L217 63H215V66H214V64H213V65L211 64L212 66H210V65H209L210 67L207 66L208 69H207V67H206V69H203V72L206 70L207 75H209V74H212V73L214 72L213 70H215L216 67H218V68H216V70L218 71V73H216V72H214V73H215V74H219V72H220V75H219V76H221V74H222V75L225 74V72L228 71L229 67H231V65H226V64H224V61H225V63L229 62V59H226V58H229V57H227ZM230 54H229V55H230ZM61 55H62V53H61ZM73 55H75V54H73ZM134 55H135V54H134ZM139 55H140V54H139ZM143 55H145V54H143ZM164 55H165V56L167 55V56H166V59L169 58L170 60H169V59L166 60L165 57H164ZM174 55H173V57H177V56H174ZM195 55H197V53H196ZM229 55H228V56H229ZM65 56L68 57V59H66V60H67V63L64 62V63H66L65 65H61V66L59 65L58 62H60V63L62 62V59H60L59 56H58V59H59L60 61H59L58 59H56L55 56H53L58 62L55 61L54 58H53V61H55V62H52V61L50 62V63H54V64L56 63V64H58V65H55L56 67H59V69H61V71H58V74L64 73V70H66V69H67V70H69V69L71 70L72 68H74V65H75V66L77 65V64H76L77 62L75 63L73 60L71 61V59H72L71 57H73L72 55H65ZM75 56L78 57L77 55H75ZM136 56H137V55H136ZM136 56H135V58H136ZM141 56H142V54H141ZM141 56H140V57H141ZM171 56H172V55H171ZM178 56H180V55H178ZM198 56H199V55H198ZM232 56H233V55H232ZM232 56H230V58H231ZM56 57H57V55H56ZM76 57H73L74 60L76 59L75 61H77V59H78V58H76ZM116 57H117V58H116ZM137 57H138V56H137ZM140 57H138V58H139V61H140ZM160 57H162V58L164 57V59H165L167 62L164 64V62L161 61L162 58H160ZM199 57H200V56H199ZM214 57H216V56H214ZM233 57H234V56H233ZM254 57H255V56H254ZM79 58H81V56H79ZM104 58H105V59H104ZM255 58H256V57H255ZM81 59H82V58H81ZM81 59H80V61H82ZM157 59H158V58H157ZM231 59H232V58H231ZM253 59H254V58H253ZM69 60H70V61H69ZM113 60H114V61H113ZM150 60H151V59H150ZM165 60H164V61H165ZM186 60H187L188 62H187ZM215 60H217V57L215 58ZM221 60H220V61H221ZM232 60H233V59H232ZM237 60H238L237 58H234V61H237ZM256 60H257V58L255 59V61H256ZM63 61H65V59H64ZM68 61H69V63H68ZM80 61H78V62H79L78 64H79V65H84V64H80V63H81ZM148 61H149V59H148ZM183 61H185V62H183ZM250 61H251V60H250ZM250 61H249V62H250ZM257 61H258V60H257ZM70 62H71V63H70ZM83 62H84V61H83ZM116 62H117V60H116ZM160 62H161V63H160ZM216 62H217V61H216ZM232 62H233V61H231V63H232ZM249 62H248V63H249ZM64 63L62 62L61 64H64ZM74 63H75V64H74ZM85 63H86V62H85ZM103 63H106V62L104 61ZM138 63H139V62H137V64H135V65L133 64L134 66L132 65L129 69L127 68V70L129 71V73L132 72V70H133L132 74L136 72V71L134 72L135 69L137 70V68H135V67L139 66V64L142 63V62L140 61V63H139V64H138ZM231 63H230V64H231ZM234 63L237 64V62H234ZM234 63H232V64L234 65ZM238 63H239V62H238ZM242 63H243V62H242ZM253 63H255V62H253V60H252V63L250 62V64H253ZM69 64H70V65H69ZM114 64H117V67H119V68H117L116 65H115V67H116V68H115V67H114ZM150 64H151V63H150ZM162 64H163V65H162ZM180 64H179V65H180ZM236 64H235L234 66H236ZM245 64H246V63H245ZM261 64H262V62H261ZM79 65H78V68L80 69L81 67H80ZM144 65H146V62H145ZM144 65H143V66H144ZM164 65H167L166 67H167L168 69H167V68L164 69ZM241 65H244V64H241ZM253 65H254V64H253ZM143 66H142V67H143ZM146 66H147V67L149 66L148 63H147ZM150 66H151V65H150ZM181 66H180V67H181ZM190 66H191V65H190ZM213 66H214L215 68H214ZM224 66L227 67V68H224ZM234 66H232L231 69H232ZM262 66H263V70H264V65L262 64ZM132 67H133V68H132ZM142 67H141V69H142ZM160 67H162V68H160ZM78 68H77V66H76L75 69L72 70V73H74V70H77V71H78ZM110 68H112V69L115 68V69H114L115 71L111 70ZM139 68H140V67H139ZM143 68H144V67H143ZM197 68H198V67H197ZM210 68H211L212 70H211ZM222 68H223V69H222ZM237 68H238V67H237ZM141 69H140V70H141ZM172 69H175V68L172 67ZM183 69H182V70H183ZM189 69H188V72H187V70H185V71L187 72V73L185 72V74H188V73L190 72ZM192 69H193V68H192ZM62 70H63V72H62ZM70 70L67 71V73L69 72L68 74L72 75L73 78H74L75 76L78 75L77 73H79V74L81 73V72H77V71H76L77 73H76V74L74 73V74H75V76H74V74H72V73L70 72ZM117 70H118V71L120 70V71L118 72ZM154 70H155V71H154L155 74H154V73H151V72H150L151 74L149 73V75L152 76V77H151L152 79L149 78V81L151 80V82H152V80H153V81L155 82V80L157 79L156 82L159 80L158 82H160L159 84H161L162 82H161V80L159 79V77H160L159 75H161V76L163 75V74H161L162 71H161L160 74H157L156 69H154ZM210 70H211V72H210ZM223 70H225V71H223ZM229 70H230V69H229ZM80 71H81V69H80ZM112 71H113V72H112ZM137 71H139V69H138ZM142 71H143V69H142ZM183 71H184V70H183ZM193 71H194V70H193ZM221 71H222V72H221ZM143 72H144V71H143ZM191 72H192V70H191ZM203 72H202V73H203ZM206 72H205V73H206ZM65 73H66V72H65ZM65 73H64V74H65ZM67 73L65 74L66 77H67V78H65V81H66L67 84L69 85V82H68V80H66V79H69L68 76H70V75H68ZM183 73H184V72H183ZM199 73H201V72H199ZM214 73H213V74H214ZM227 73H228V72H227ZM143 74H144V75L146 76V78L148 79V77H147L148 74L142 73V75H143ZM156 74H157V75H156ZM165 74H167V72H166ZM190 74H191V73H190ZM193 74H195V73H193ZM215 74L213 75V77H212L211 75H209V76H211L210 78H214V76L216 77ZM155 75H156V76H155ZM207 75L205 76V77H206L205 80H208V79H207ZM227 75H228V76H225V78L230 77L229 74H227ZM72 76H70V77H72ZM81 76L83 77V75H80L78 79H81V78H82ZM145 76H144V77H145ZM150 76H149V77H150ZM158 76H159V77H158ZM165 76H166V75H165ZM193 76H194V78H195V75H193ZM209 76H208V77H209ZM217 76H218V75H217ZM219 76H218V77H219ZM246 76H247V75H246ZM248 76H249V75H248ZM84 77H85V76H84ZM84 77H83L82 80H78V81H77L76 77H75L74 79H72V80H75V79H76L77 84L79 83V81H80V82L83 81L82 83H79V84L81 85V88H80V86H79V88H80V89H83V87H84V90H83L84 92H82V90H81V91L78 90V91H79V93H78V91H76L75 89H74L75 91H74L73 89H72V90H69V88H72V87L68 86L69 88H67V89H68V91H70V92H69V93H66V94H67V95H68V94H69V95H72L74 92H76L77 95L74 93V94H75V98H73V97L71 96V99H69V100H71V101H74V102H71V101H70V103H73V104L68 103V99H67V100L65 99L67 103H66V102H63L64 100H62V99H64V97L67 96V95H64V97H62L61 99H59V100H62V102L60 101L61 104L63 103L62 106L64 105V103H66V104L71 105L72 107H73V105H74V107H76L75 109H77V107L80 109V106H81V105L85 108V106H84L85 103H88V102H89L88 100L92 99L93 96H94V94H95V98H96V95H97L96 93H98V92H96V90H97L96 87H94V89H92L93 86H92V87H91V86H88V85H90V84H87V83H91L92 81H90V80H91L90 77H89L88 79H86L87 77H85V78H84ZM155 77H156V79H155ZM162 77L164 78V75H163ZM218 77H216V78H218ZM160 78H161V77H160ZM163 78H162V80H163V82H164L166 78H164V79H163ZM199 78H200V77H199ZM70 79H71V78H70ZM84 79H86V81L88 80V82L86 83V81H85ZM89 79H90V80H89ZM202 79H203V75L201 76V79H200V80H202ZM228 79L230 80L231 77L228 78ZM166 80H167V79H166ZM196 80H197V79H196ZM196 80H194V81H196ZM198 80H199V79H198ZM198 80H197V82H198ZM212 80H213V79H212ZM212 80H211V81H212ZM217 80H218V79H215L214 81L217 82ZM221 80H222V78H221ZM224 80H226V79H224ZM229 80L226 81L227 83H226V82H224V83L227 84V85H229V84H228V82H230ZM232 80H233V79H232ZM237 80H238V79H237ZM237 80H236V81H237ZM242 80H243V79H242ZM244 80H245V82H246V78H245ZM247 80H248V79H247ZM65 81H64V84L66 83ZM89 81H90V82H89ZM202 81H204V79H203ZM222 81H223V80H222ZM222 81H220V83H221ZM233 81H234V80H233ZM84 82H85V83H84ZM156 82H155V83L152 82L151 84H156ZM165 82H166V81H165ZM165 82H164V84H165ZM199 82H200V81H199ZM199 82H198V83H199ZM204 82H205V81H204ZM204 82H203V83H204ZM207 82H208V81H207ZM216 82H215V83L212 82V83H213L212 86H213L214 84H216ZM218 82H219V81H218ZM218 82H217V84H216L217 87H218L219 84H220V83H218ZM243 82H244V81H243ZM59 83H60V82H59ZM70 83L72 84V86H74V84H75L76 82H75V83H74V82H73V83L70 82ZM83 83H84V84H87L88 87H87L86 89H85V86H86V85H84ZM191 83H194V82H191ZM195 83H196V82H195ZM224 83H221L220 86L223 85L222 88H224V89H222V91L224 90L223 94H226V93H225L226 91H225V87H224V86H227V85H225ZM234 83H235V82H233V83L231 82L232 86H229V87L236 88V86H238V84L235 83L236 85H234ZM240 83H241V82H240ZM246 83H249V81L246 82ZM64 84H63V85L61 84L62 87L64 86ZM67 84H65V88H66ZM77 84H75V85H77ZM91 84H92V83H91ZM110 84H113V82L110 83ZM192 85H193V84H192ZM201 85H203V84H201ZM216 85H214V86H215V89L217 88ZM233 85H234V86H233ZM239 85H240V84H239ZM245 85H248V86L250 85V86H251L252 84H245V83H243L242 85L239 86L238 89H240V90L243 91V90H246L247 88H249L248 86H247V87H244ZM111 86H112V85H111ZM160 86H163V84L160 85ZM164 86H165V85H164ZM164 86H163V87H164ZM194 86H195V84L193 85V88H194ZM198 86H199V85H198ZM214 86H213V87H214ZM62 87H61V88H62ZM76 87H77V86H76ZM112 87H113V86H112ZM153 87H154V86H153ZM166 87H167V84H166ZM199 87H200V88H199ZM199 87H198V88H199L198 91L201 90V91L199 92V95H200V94H201V95L204 94V96H206L205 93L208 92V91H206V90H205L206 92L204 91V89L207 88L206 85H205V86H202V87L199 86ZM203 87H206V88L203 89ZM73 88H74V87H73ZM154 88H155V87H154ZM193 88H192V89H193ZM218 88H219V87H218ZM220 88H221V87H220ZM226 88H228V86H227ZM91 89L94 90V93H92V90H91ZM95 89H96V90H95ZM111 89H112V88H111ZM189 89H190L191 92L188 91L189 93L186 94V97H185V98H187V96H190V94H191L193 97L196 96L195 94H193V93H195L196 90H197L196 86H195V89H196L195 91H194V89L192 90L190 87H189ZM189 89H188V90H189ZM207 89H208V88H207ZM228 89H229V88H228ZM231 89H232V88H231ZM217 90H218V89H217ZM219 90H220V89H219ZM232 90H234V89H232ZM41 91H43V90H41ZM68 91H67V92H68ZM71 91H74V92H71ZM97 91H98V90H97ZM220 91H221V90H220ZM222 91H221V92H222ZM227 91H228V90H227ZM36 92H37V91H36ZM39 92H40V91H39ZM81 92H82V93H81ZM87 92H88V93H87ZM34 93H35V92H34ZM37 93H38V92H37ZM70 93H72V94H70ZM183 93H184V92H180V93H179V96L182 95L181 98H184V94H183ZM38 94H40V93H38ZM74 94H73V95H74ZM84 94H85V96H84ZM87 94H89V95L91 94V95L89 96V95H87ZM122 94H123V93H122ZM177 94H178V93L176 92L175 95H177ZM196 94H197V92H196ZM221 94H222V93H221ZM78 95H79V96H78ZM98 95H99V97H97V98L101 101V103H99L100 101H98V102H96V104H95V101H93V99H92V100H91V105H92L91 107H94V106H93V103H94V105H96V106L94 107V110H96V112H97V109H99L98 111H100V113H104V112H106L107 108H103L104 111H103V110L101 111V108H102V107H97L98 105L101 106L100 104H103V103H104V100H103L104 97H103V95H101V93H98ZM124 95H125V96H124ZM76 96H77L78 98H79V97H81V98L78 99V98H76ZM173 96H174V95H173ZM173 96H172L173 99L170 100L171 102L168 101V100H169V97H166V98H165V102H166V103L168 102L167 105H169V104H171V103L173 102V100H174V97H173ZM179 96H178V97H179ZM192 96H191V97H192ZM128 97H129V94H128V96H126V94L121 95L120 99H122V103H121V102H120V103H121V104H123V103H125V102L128 103V102H129V101H128V100H129ZM130 97H131V96H130ZM130 97H129V98H130ZM178 97H177V98L175 97L176 99L174 100V102L177 101V102H176V105H177V106L179 105L178 103L181 102V101L179 102L178 99H179L180 97H179V98H178ZM199 97H201V96H198V98H199ZM202 97H203V96H202ZM65 98H66V97H65ZM67 98H70V96L67 97ZM83 98L86 99L87 102H86V100H84V101H85V102H84V101L82 100ZM89 98H90V99H89ZM97 98H96L95 100H97ZM181 98H180V99H181ZM195 98H197V96H196ZM73 99H75V100H73ZM76 99H77V101H78V100H79V101L82 100L81 103L83 102L84 105L81 104L80 102L78 103V102L76 101ZM161 99L164 100L163 97H162ZM166 99H167V100H166ZM188 99H193V98H188ZM56 100H57V98H56ZM130 100H131V99H130ZM140 100H141V99H140ZM182 100H185V99H182ZM92 101H93V103H92ZM102 102H103V103H102ZM154 102H155V101H154ZM76 103H78V104H76ZM127 103H126V105H127ZM152 103H153V102H152ZM80 104H81V105H80ZM88 104H89V103H88ZM140 104H142V101H140ZM174 104H175V103H174ZM180 104H181V103H180ZM78 105H79V106H78ZM154 105H155V103L152 104V106H154ZM171 105H172V104H171ZM171 105H170V106H171ZM176 105H175V106H176ZM102 106H103V105H102ZM170 106H166V107L169 108ZM172 106H173V105H172ZM63 107H64V106H63ZM88 107H89V109H91V111H94V110H92L93 108H91L89 105L86 106V109H87V110H88ZM96 107H97V109H95ZM105 107H106V106H105ZM163 107H164V106H163ZM166 107H164L163 110L161 109V111H163V112L165 113V111L168 110V109L165 110ZM173 107H174V106H173ZM65 108H66V107H65ZM67 108H68V107H67ZM81 108H82V107H81ZM170 108H171V107H170ZM170 108H169V109H170ZM177 108H178V107H177ZM73 110H74V109H73ZM80 110H83V109H80ZM164 110H165V111H164ZM91 111H90V112H91ZM64 112H65V111H64ZM67 112H68V111H66V113H67ZM72 112H73V111H72ZM79 112H81V111H79ZM66 113H65V114H66ZM97 113L99 114V112H97ZM164 113H162V114H164ZM65 114H63L64 117L58 119L60 122H61V121H64L63 118H66L65 116H67V115H65ZM67 114H68V113H67ZM78 114H79V113H77V116H75V115L73 116L74 119L76 118V120H75L74 122H75V124H79L80 128L83 127L82 129H80L79 126L77 127L75 124H73V123H74L73 121H72V122L69 121V122H71L72 125H75L74 128L77 127L78 130L80 129L79 132L77 131L78 133H81V134L83 133V134L80 135V136H79L78 134H76V135L73 134V136H72L73 130L69 132L68 129H72L73 127H72V128H68V127H67V128H68L67 130H68L69 135L72 136V137H74V138H72V140H71V139H70V140H67V141H70V142H66L67 146L65 145V146H66V149L68 148L67 150L65 149L67 152L64 154V152L61 151V152H62V155H64V156H63V157H62V156H59V157L62 158V159H61L62 161H64V160L66 161L67 158H65V155H66V157H70V156L73 157V156H77L76 153H78V154H79V155H78V156H79V159H81V157H82V159H83V157H84V158H85V157H89V158L91 159V161H90L89 158H88L89 161H87L88 159H87V160H86V159H83V160H86L87 162H91L90 165H89V163H86V164L84 165V161H82V159H81L80 161L83 162V164H82V163L80 164V162H76V163H79V164H78L79 167H81L80 165H82V168H84L83 170H80V171L77 170L78 173L81 172L80 174H78L76 171H73V170H75V169H81V168H79L76 164H74V165H75V167H76V166H77V167H76V168L74 167V169H73V166H74V165H72V163L75 162V161L71 160V161H72V162H71V161H69V160L67 159V160L69 161V165H72V166H69L68 163H66V162L64 161V163H65V166H64V167H66V168H64V169H69V168H67V167L69 166V167H70V175H71L74 179H76L77 177H79L77 180L81 179V180H82L81 182L85 181V179H86L87 182L90 181V180L93 181V182L95 181V183H93V182L91 183V188H92V185H93V184H96V186H94L95 188L93 187L95 191H94L93 188H92L91 190H93V191H91V192H88V190H90V189H89V188H90V187H89L90 184H89V186H87V187H89V188L87 189V192H88L87 195L90 196V197L92 198L93 196H91V193L93 194V192H94V194H93L94 197H93V198L95 199V201H94L93 198L91 199V198L89 197V198H88L89 200H87V201H90V202H87L88 205L86 204V206H84L85 208L83 207V208L85 209V212H83V211H84V209H83V211H78V210H77V211H78L77 213H82V212H83L84 214H86V210H87V213H88V211H89V212L91 211L90 213H92V210H95V208H94V209H91V208L94 207L93 205H101L102 208L104 207L103 209H107V210H108V213H109V212L111 213V215H110L111 217H109V219H110L109 221H106V220H107L106 218H107V215H108V213H107V215L104 216V217H105V219H104L105 221H104L103 219H101V218H100L99 220L97 219V221H94V222H96V223H95V226L97 225V227H92L91 229H90V227H88L89 229H88V228L86 229L87 231H90V230H91V231H90L91 234L93 233V232H92V231H93V230H92L93 228H94V229L97 228V229H95V230H98V231H95V230H94V234H98V235H96V236H95L94 234H92V235H93V236H92V235H90V233H89L88 236H91V238H89L90 240H89L88 238H87L88 240L85 238L87 234H86V232H83V230L81 231V233H82V232L85 233V235L82 233L85 237L82 238V237H81L82 235H81L80 233H77V234H79V237L76 235V239L79 238V243H77V240L75 239V237H74V238L72 237V240H76V242L73 241V243L75 242L74 244H76V247H77V248H75V247H74L75 245L71 243L72 241L70 240V239H71L70 235H69V234H68V235L66 234L67 236L70 237V238H68L67 240H70V246H68V248L71 249V250L67 249V250H69L70 252H68V251L65 250L66 253H65V252H64V253H65V254H69V255L71 256V254H72L71 252H73V253H74V251H75V253L77 252V255L74 253V255H76V256H74V255H73V257L71 256L72 259H74V258L77 257V260H75V261H76V262H75L76 264H77V262H80V264H81V261H82V262L84 261V262H83L84 264H85V263H86V264H87V263L91 264V262H88V261H90V259H92L93 261L95 260V259H94V258H95V255H94L95 253L93 254L94 256L91 255V254L89 255L90 250H89V252H87V251H86V250H87V247L91 246V247L94 248V247H95V246H94L95 244L98 246L99 243H101V244H104V242L106 243V241L104 240L105 237H106V236L104 237V234H105V231H106V230L109 229L108 232H111V230H112V232H111L112 235H111V236H113V239H112V240H109V241H110V243H111V241H113L114 245H113V244H112V245H113L114 247H116L117 244H118L117 242H119V241H118V239H119L118 235H119L120 233H121V234H120L121 239H123V240L126 239V238L128 237V235L130 234V230H129V228H128L126 225H125V228H124V227H123L124 224L121 223V222L123 221V216L126 217V216H128V214H129V215L132 214V213H130L131 211H129V209L131 210L132 207H137L138 205L136 206L135 204H137V202L141 203V202L144 200L145 197H147V199H149V198L151 199V197H149V195L152 194L153 192L155 193V192H159V191H160L159 193H164V190H167V191L169 192L170 189L172 188V186L175 187V185H177L178 183H179L180 185H181V184L183 185V184H184L183 182H184L186 179L189 180L190 177H193V174L196 172V171L193 172V170H196V169H198V168L202 169V168H204L203 165H206V164H207V166H208V165H212V166H208V167L206 166L207 169H209V167H212L211 170H213V167H214L215 170H216V168H217L216 166H219V165L222 166V167H220V168L226 167L225 165H226V164H229V163H228L229 160H230L229 162L234 163L233 166H235V164L240 165L241 161L244 160V162H245L244 165H245V170H246V168L248 169L247 166H249L250 163L253 164L254 162L262 161V158H263V161H264V145H262V142L260 143V146L255 147L256 145L259 144V143H258L259 141H257L256 143H258V144H254V145H255L254 147L252 146L253 148H256V149H254V150L252 149V151L250 150L249 147H243V148H244V149H243V148L240 146V147L243 149V151H242L241 153L243 154V152H244L243 156H242L241 153H239V155H241L242 158H243V160L241 159V160L239 161L240 163L237 161V159H239V158H241V157H238V158L236 159V157H237V155H238L237 152H238V151L240 152V147H239L238 149L234 150V152H233V150L231 151V149H233L232 146H233L234 144L231 143L232 145L230 146V145H228V144L230 143V142H229L228 144L225 145L226 147H225L224 145H223L222 147H219V148H223V151L220 150L221 152H219V150H218V151L215 150L216 152H214V153H216L215 155H217V157L214 155L215 158H214V157L211 158L212 156H208V155L206 156V155H205V156H206L205 159H208V157H209L210 159H213V161H210L209 163H207V162L210 160V159H209L207 162H206V161H205V162L203 161L204 163L202 162V163L199 164V165H197V163H193V164H195V165H194L195 167H196V165H197L198 167H197V168H194V169H193V167H192L193 170H192L191 167H190L191 170H190L189 172H191V171L193 172L192 176H189V175H191V174H190L189 172H187V171L189 170L188 167H186V168H188V170H186V172H184V169H185V168L183 169L182 167H180L181 170H183V172H182V171H179V172H180V173H179L178 170H180V168H179L178 170L176 169V168L178 167L177 164L175 165L176 167H175L174 165H172V167H171V165H170V169L172 170L173 167H174V169L177 170V172H176V171H171L169 168H166V167H168L169 165L166 166L167 164L165 163V164H166V165H165L166 167L164 166V164H161V166H156V165H155V167H159V168H160V167H163V168H162L163 170H160L159 168H154L153 166H151V168L149 167V169H152V167H153L152 171H149V169H148V171H147V173H146V170H145V171H143L145 174L142 173L143 175L141 176V178L145 181V183L142 182V181H140L141 179L138 180V182L135 183V181H137V180L135 179V180L132 182V179H133L132 176H131V177L129 176V177L127 178V180H126L125 177H127L128 175H125V177H124V176H123L124 174H120V173H122V172L124 173V170H125V172L128 171L127 173H130V170L132 169V167H133V169H135V168H134V167H135L134 164L137 165V163H134V162L136 161V155H137V154H136L135 156H133L134 154L130 155V156H132L131 158H130V156H128V157L130 158V161H129L128 163L125 162V161H123V162H125V163H122V161H121V163H120V162H119V163L117 162V164H120V165H121V164H122V165H123V164L128 165L127 168H126L124 165H123L122 167H120V166L118 165V167L116 166L117 168L114 166V168H116V170H114V168H113L112 166H110V168H111V167L113 168V169L111 168V169H112V173L107 174V172L105 173V171L102 172L103 169H104L105 167H106V168H105L104 170H106V169L108 170L106 164H108L109 162H111V161H112V158H115V156L112 157V158H108V157H107L106 159H110V160H111V161L109 160L108 162H107L106 159H105V160H102L103 158L101 159V157H104V158H105L107 154L109 155V157H111L112 155L115 154L116 151H115V150H112V149L114 148V146L116 145V143L114 144L113 141H114V140L117 141V140H116V138H115V139H111V138H114V137H111V138L109 137V135L113 136V135H115V134H113V133L110 134V133L107 132V134H109V135H107V134H105V133H106V132H105L104 135H103L102 133H100V134H102V135H99L100 137L97 138V139L92 138V136H91V138L89 137V138H90V139H89V138H88L89 133H87V131H88V130L91 131V128H89L90 125H89V123H87L88 125H87V124L84 125L83 123H86V122H84V120L82 121L83 123L81 122V120L83 119V116H85L84 113H83L82 115L80 114L79 117H78ZM165 114H166V113H165ZM101 115H102V114H100V116H101ZM59 117H60V116H59ZM80 117H81V118H80ZM84 118H85V117H84ZM142 118H143V117H142ZM143 119H144V118H143ZM145 119H146V118H145ZM145 119H144V120H145ZM147 119H148V118H147ZM147 119H146V120H147ZM231 119H232V118H231ZM231 119H230V120H231ZM67 120H68V119H67ZM79 120H80V121H79ZM146 120H145V121H146ZM77 121H78V122H77ZM136 121L138 122V120H136ZM141 121H142V119H141ZM141 121L138 122L139 125H138V124H137V125L135 124V126H136V127H137V126H144V127H145V125H146L145 123H146L148 120L144 123L145 125H144L143 123H141ZM40 122H43V121H39V123H40ZM46 122H47V121H46ZM46 122H43V123L45 124V129H47V128L49 127V125H50V124H49V125H46V124H47ZM64 122H65V121H64ZM66 122H68V121H66ZM69 122L67 123V125L70 127L71 125H70ZM80 122L82 123V126H81V123H80ZM137 122H136V123H137ZM142 122H144V121H142ZM151 122H152V121H151ZM151 122L149 123V121H148L149 124H151ZM37 123H38V122H36V124H37ZM43 123L37 124L38 126L40 125L38 128L41 129V130H42V127L44 126V125H42ZM140 123L143 124V125H141ZM60 124H61V123H60ZM64 124H65V123H64ZM64 124H61V125L63 126ZM132 124H134V123H132ZM153 124H154V123H152V125H153ZM83 125H84V126H83ZM64 126H65V125H64ZM127 126H128V125H127ZM127 126H125V127H127ZM131 126H132V125H129L130 128H128V129L125 128V129H127L126 133H128V131L132 130V127H131ZM135 126H134L133 128H135ZM149 126L151 127V125H149ZM90 127H91V126H90ZM144 127H143V129H145V128L148 129L147 127H145V128H144ZM153 127H154V126H153ZM31 128H34V126H33V127H30V129H31ZM38 128H37V129H38ZM77 128H76V129H77ZM123 128H124V127H123ZM123 128H122V130H124ZM62 129H64V128H62ZM129 129H130V130H129ZM138 129H140V127H139ZM138 129H137V130H134L135 133H139V132H144V131H145V130H142V128H141L142 131L139 130V132H136V131H138ZM149 129H150V128H149ZM41 130H39V131H41ZM81 130H82V131L84 130V131L82 132ZM120 130H121V129H117L116 131H120ZM122 130H121V131H122ZM182 130H183V129H182ZM34 131H36V130L34 129ZM63 131H64V130H63ZM89 131H88V132H89ZM66 132H67V131L65 130V134H66ZM71 132H72V133H71ZM130 132H131V131H130ZM150 132H154V130L152 131V129H151ZM184 132H185V131H184ZM35 133H39V134L42 133L41 135L45 134L43 131H42L41 133L38 132V131L35 132ZM68 133H67V134H68ZM84 133H85V134H84ZM132 133H133V131H132ZM145 133H146V132H145ZM145 133H143V134H145ZM147 133H148V132H147ZM181 133H183V131H182ZM46 134H47V133H46ZM86 134H88V135L86 136ZM91 134H92V133H91ZM124 134H125V133H124ZM128 134H129V133H128ZM133 134H134V133H133ZM140 134H141V133H140ZM143 134H142V135H143ZM84 135H85V136H84ZM106 135H107V136H106ZM129 135H131V134H129ZM129 135H128V136H129ZM138 135H139V134H138ZM138 135H137L136 137H139V136H140V135H139V136H138ZM38 136H40V135H37V137H38ZM76 136H79V137H78V138H75ZM94 136H95V135H94ZM103 136H104V137H103ZM126 136H127V135H126ZM126 136H125V137H126ZM132 136L134 137L135 135H132ZM143 136H144V135H143ZM41 137H44V140H43V141H45V143H46V139H45L46 136H41ZM86 137L88 138V140H87ZM95 137H98V136L96 135ZM130 137H131V136H130ZM130 137H129V139H127V137L124 138V136H123L122 139H120V140H122L121 143L123 142L122 146L124 145V140H125V139L130 140ZM136 137H134L133 139H137ZM140 137H141V136H140ZM144 137H145V136H144ZM80 138H81V139H80ZM109 138H110L112 141H109V142H108L107 140H108ZM261 138H263V137H261ZM36 139H37V140H36ZM36 139H35V140L38 142L39 138H36ZM40 139H41V138H40ZM85 139H86V140H85ZM104 139H105V140H104ZM110 139H109V140H110ZM123 139H124V140H123ZM138 139H139V138H138ZM31 140H33V139H31ZM31 140H30V141H31ZM35 140H33L32 142H35ZM41 140H42V139H41ZM98 140H99V141H98ZM131 140H132V138H131ZM43 141L40 142V143H37L36 146L38 147V144H42V143L44 144ZM101 141H102V143H103L104 146H107V142H108V146H107V148H109V147L111 146V145H109V143H110V142H113L114 146L112 145L113 148H112V146H111L110 148H112V149H111L112 152H113V151H115V152H113V153H111V152H110V153H107V152H108V151H107L106 153H104V152H105V149H107V148H106V147H103L102 144H100L101 146L98 145L99 143H101ZM105 141H106V145H105ZM118 141H119V140H118ZM125 141H126V140H125ZM260 141H261V139H260ZM263 141H264V140H263ZM18 142H19V143H18V145H19V149L22 150V152H23V151H24V152L27 151V152H25V153L23 152L25 155H26V154L29 155L30 153L28 152V149L30 150V149H31V146H32V145H35V144H33V143H30V144H32V145L28 148L29 144L27 143L28 140L26 141V139H24V140L20 139V140H18ZM47 142H48V144H50V141H49L48 139H47ZM88 142H89V145H90V146L94 144L93 147L100 146V148H102V147L105 148L104 151H103V149H99L100 151H99V150L97 151V153H100V154H98L99 157L97 156V153L93 151V148L90 149L92 146L90 147V146L87 145ZM96 142H99V143H96ZM119 142H120V141H119ZM51 143H52V142H51ZM129 143H130V142H129ZM85 144H86L87 146H86ZM126 144H127V142H126ZM131 144H132V143H130L129 148L132 149V145H131ZM263 144H264V142H263ZM25 145H26V146H25ZM45 145L47 146V144H45ZM50 145H53V143L50 144ZM50 145H49V148H47L48 146L46 147L47 150L43 149L42 153H43V152H44V153L46 152L47 154H49L48 151H50L51 149H52L51 152H53V151H54V148H52V146H50ZM95 145H96V146H95ZM227 145L230 146V147H228V149H230V150L227 149ZM261 145H262V146H261ZM41 146H42V145H41ZM41 146H39V148H40ZM43 146H44V145H43ZM84 146H86V147H84ZM125 146H126V145H125ZM125 146H123V147L126 148ZM130 146H131V147H130ZM235 146H236V145H234V147H235ZM238 146H239V145H238ZM238 146H236V147H238ZM3 147H4V149L1 148V149H3V151L1 150V152H0V155H2V158H0V159H1V160H0V163H1V164H2L1 161L4 162V160H5L4 163L7 165V163H8L9 160H10V161H11V164L13 165L14 161H16V159H17L16 163H14V164H17L16 166L14 165V166H15V169H14V167H13L14 172H15L16 174H14V172H11V171H9V170H8L9 172H7V171L5 170V171H6V173H5L6 175L4 174V176H8V174H9V176L11 175V176L9 177L10 180H13L12 177H13L14 175H16V176H14V177H17V175L20 173L18 176L21 178V174H22V177H24V174H23L24 171L22 170V171H19V172H18L17 169H19V168H17V167L20 166L21 169H23V168H25V169L28 168V167L30 166L29 163H30V164H31V162L33 163V161H32V160H33V157H32V156H34V153H36L38 150H36L35 152H33V155H32L31 157H30V156L28 157L27 155H26V156H23V153H21L22 156H18V158H16L17 156L15 157L14 155H12L13 158H14V160H12L13 158L11 159V155H9V153H7L8 151H6L7 148H6L5 146H3ZM17 147H18V146H17ZM21 147H22V148H21ZM23 147H24V148H23ZM33 147L36 149L35 146H32V148H33ZM50 147H51V148H50ZM57 147H58V146L55 145V149H56V150H57ZM87 147H88L91 151H90V150H87V149H86ZM224 147H225V149H227V150H225ZM231 147H232V148H231ZM252 147H251V148H252ZM34 148H33V149H34ZM116 148H117V147H116ZM116 148H114V149H116ZM127 148H128V147H127ZM245 148H246V149H249V150H246ZM19 149H18V151H19ZM37 149H38V148H37ZM48 149H49V150H48ZM80 149H82V150H80ZM97 149H98V147H97ZM140 149L142 150V148H140ZM145 149H146V148H144V150H142V152H143V151L145 152ZM44 150H45V151H44ZM56 150H55V151H56ZM58 150H59V148H58ZM95 150H96V148H95ZM107 150H108V149H107ZM237 150H238V151H237ZM39 151H40V149H39ZM55 151H54V153H55ZM59 151H60V150H59ZM59 151H57L56 153H58ZM87 151H89V153H88ZM102 151H103V152H102ZM109 151H110V149H109ZM3 152H6V153H3ZM80 152H82V153H80ZM84 152H85V153H84ZM86 152H87V153H86ZM90 152H91V153H90ZM92 152H93V153H92ZM129 152H130V149H129L128 153H129ZM142 152L139 150V152H138V153H139L138 156H141L142 154H144V152H143V153H142ZM217 152H219V153L217 154ZM44 153H43V154L40 153V154H41V156H42V155L44 156V157H42V159L45 158V160H46V157H45V154H44ZM54 153H52V155H53ZM70 153H71V154H70ZM101 153H102L103 155H104V154H106V155L103 156ZM214 153H213V154H214ZM6 154H8V155H6ZM21 154H20V155H21ZM36 154H37V153H36ZM40 154L37 155L38 161L35 159L37 162L34 161L35 163H33V164H34L33 166H35V167H34V168H35L34 170L39 169L38 171L43 170L42 168H43V167H46V166H45L46 164H45V165H42V164H40V163H39V164L42 165L43 167L38 166V165H39L38 162H41V161H40L41 159H39V158H41V157H39ZM47 154H46V155H47ZM59 154H60V153H59ZM68 154H69V155H68ZM73 154H74V155H73ZM87 154H88L89 156H88ZM213 154H212V155H213ZM52 155H50V159H51V156H52ZM55 155H56V154H54L53 156H55ZM85 155H86V156H85ZM108 155H107V156H108ZM3 156H4V157L7 156L9 159H6L7 157L4 158ZM100 156H101V157H100ZM21 157H22V158H21ZM23 157H24V159H23ZM25 157H26L27 159H26ZM72 157H70V158H72ZM94 157H95V158L97 157L98 159H92V158H94ZM128 157H125L127 160H126L125 158H124V160L128 161V160H129ZM15 158H16V159H15ZM20 158H21V159H20ZM31 158H32V160H31ZM64 158H65V159H64ZM70 158H69V159H70ZM75 158H76V157H75ZM75 158H73V159L75 160ZM203 158H204V157H203ZM228 158H230V159L228 160ZM25 159H26V160H25ZM47 159H49V158H47ZM52 159H53V158H52ZM55 159H58V158L55 157ZM137 159H139V158L137 157ZM205 159H200V160L202 161V160H205ZM235 159H236V160H235ZM245 159H246V160H245ZM6 160H7V161H6ZM22 160H24V161H22ZM27 160H28V161H27ZM76 160H77V158H76ZM93 160H94V162H93ZM100 160H101V161H100ZM139 160H140V159H139ZM226 160H228V161H226ZM29 161H31V162H29ZM53 161H54V162H57V161L54 160V159H53ZM58 161H60V159H58ZM62 161H60V162H62ZM86 161H85V162H86ZM179 161H180V160H179ZM28 162H29V163H28ZM50 162H51V163H50ZM70 162H71V164H70ZM102 162H104L105 165H104V164L101 165ZM112 162H113V161H112ZM138 162H139V161H138ZM198 162L200 163V161H198ZM223 162H225V163L223 164ZM9 163H10V162H9ZM19 163H20V164H19ZM41 163H42V162H41ZM43 163H44V161H43ZM62 163H63V162H62ZM114 163H115V162H113L112 164L114 165ZM126 163H127V164H126ZM133 163H134V164H133ZM178 163H179V162H178ZM221 163H222L224 166H223ZM1 164H0V165H1ZM48 164H49V166H48L47 169H49V170H50L49 167H51V166L57 168V165L55 164L56 166H54V163L52 164V161H51V160H50V161L48 160ZM50 164H51V166H50ZM59 164L61 165V163H59ZM92 164H94V167H93L92 169H90V170H92V173H93V172H96V175H94V173L91 174V175H93V179H92V176L90 177V178H91V179H90V178L87 176V174H88V171L90 172L89 168H91V167H87V166H88V165L91 166ZM110 164H111V163H110ZM132 164H133V166H132ZM182 164H183V163H181V165H182ZM252 164H251V165H252ZM257 164H258V163H257ZM6 165H5V166H6ZM27 165H29V166H27ZM31 165H32V164H31ZM66 165H68V166H66ZM83 165H84L85 167H83ZM115 165H116V164H115ZM158 165H160V164H158ZM230 165H231V164H230ZM230 165H227V167L230 166ZM1 166H3V165H1ZM22 166H23V167H22ZM61 166L63 167V165H61ZM61 166H60V167H61ZM92 166H93V165H92ZM102 166H103V167H102ZM104 166H105V167H104ZM108 166H109V164H108ZM179 166H180V163H179ZM3 167H4V166H3ZM40 167H41V168H40ZM52 167H51V169H52ZM164 167H165L166 169H165ZM183 167H184V166H183ZM32 168H33V167H32ZM32 168L30 167V168H29V171H30V169H31V171H32ZM86 168H87L88 170H87ZM130 168H131V169H130ZM220 168H218V169H220ZM21 169H19V170H21ZM45 169H46V168H45ZM58 169H60V168H58ZM71 169H72V171H73L74 173L71 172ZM85 169H86V170H85ZM122 169H123V171H121ZM133 169H132V170H133ZM156 169H159V170H156ZM164 169H165L166 171H165ZM168 169H169L170 172L168 171ZM16 170H17V171H16ZM27 170H28V169H27ZM62 170H63V168H62ZM62 170H61V171H62ZM101 170H102V171H101ZM113 170H114V171H113ZM202 170H203V169H202ZM202 170H201V171H202ZM215 170H214V171H215ZM68 171H69V170H65V172H68ZM82 171H83V172H82ZM158 171H159V172H158ZM160 171H162V172H160ZM167 171H168V172H167ZM201 171H198V172L203 173V174H199V173H198V175L195 174L196 176L194 175L193 179L191 178L192 180H189V183H190V182L193 183V181L195 182L196 180L201 179V177H202V180H204L203 178L205 177V174L207 175V172L204 174L205 171H203V172H201ZM214 171H213L214 174L211 173L212 171H208V175H207V176H211V178H213L214 175H215V173L218 172V171H216V172H214ZM240 171H241V170H240ZM21 172H22V173H21ZM75 172H76V173H75ZM101 172H102V173H101ZM108 172H110V170H109ZM116 172H117V173H116ZM148 172H149V173H148ZM209 172H210V173H209ZM231 172H233V171H231ZM28 173H29V172H28ZM28 173L25 172V177H26L27 179L29 178L28 176H26V174L29 175ZM103 173H105V174H107V175L103 177V175H101V174H103ZM127 173H125V174H127ZM233 173H234V172H233ZM239 173H240V172H239ZM239 173H238V174H239ZM13 174H14V175H13ZM61 174H62V172L60 173V175L58 174V176H59V178H62L61 180H64V178L61 176ZM77 174H78V176H77ZM89 174H90V173H89ZM89 174H88V175H89ZM99 174H100V175H99ZM105 174H104V175H105ZM114 174H116L117 176L114 175ZM118 174H119L120 176H119ZM209 174H210V175H209ZM236 174H237V173H236ZM2 175H3V174H2ZM2 175H1V177H2ZM12 175H13V176H12ZM66 175H69V173H66ZM110 175H111V176L113 175V176H112L113 179L111 178ZM200 175H201V176H200ZM234 175H235V174H234ZM244 175H245V174H244ZM246 175H247V174H246ZM71 176H68L67 179H66L65 181H63V182L59 179V181H60L61 183H60L59 181H58V182H59L60 184H58V183L56 184V182H57V180H58V178H57V176H56V181L54 182V184H56V186L59 185V187H61V188H63V186H64L63 189H66V187H67L68 190H69V189H72L71 191L74 192L75 187L77 188V186H80V185H78V184H80L81 182L78 181V184H77V183H76V180H73L72 178H70ZM82 176H84V177H82ZM86 176H87V177H86ZM99 176L102 177V178H100ZM118 176H119V177H118ZM121 176H123V177H121ZM203 176H204V177H203ZM232 176H233V175H232ZM94 177H95V178H94ZM96 177H97V178H96ZM114 177H115V178H114ZM116 177H117V179L120 178V177H121V179L124 178V180H125V181H128L130 185L132 184V187L130 186V188L132 189V191H131V189H130L129 187H127L126 190L123 189V191H122V186H121V185L124 186V184L126 185L127 182L124 183L123 180H121V181H120V180H116V181H120L119 184H118V182L116 183L115 181H113L114 183H116V186H117V184H118L117 187L119 188V191H120V192L118 193V188H117V192H116V190H115V186L112 184V182H110L111 184L108 183L109 181H112V180L116 179ZM146 177H147V178H146ZM240 177L242 178V175H240ZM7 178H8V177H7ZM9 178H8V181H9ZM11 178H12V179H11ZM65 178H66V176H65ZM68 178H70V180H71L72 182H74V184L72 183L73 185H75V184H76V185H75V186H70V187L66 186V184H68V185L71 184V181H70V180H69V182H68ZM98 178H99V179H98ZM108 178H109V180L106 182L105 179H108ZM14 179H15V178H14ZM94 179H96V180H94ZM243 179L245 180V177L242 178V180H243ZM21 180H22V179H21ZM52 180H53V179H52ZM102 180H104V181H102ZM202 180H201V181H202ZM244 180H243V182H244ZM246 180H247V179H246ZM3 181H5V182L8 183V184H6V183H2L3 186H0V187H1V189H0V191H1V192H0V202L2 203L3 201H6V200L9 201L8 199H12V200H10V201H13V198L15 197V195H14L15 192H14V194H12V192H13L14 190H13L12 192H10V191H11L12 189L15 188V187H14V184L16 185L15 182L18 181V179H17V180H14V181H15L14 183L10 182V185H11V187H10L11 189H10V190H9V182L6 181V180H3ZM86 181H85V182H86ZM139 181H140V182H139ZM240 181H241V180H240ZM240 181H239V182H240ZM21 182H23V181H20V180H19V182H17V185H19ZM85 182H84V183H85ZM97 182H99L100 184H98ZM104 182H105V186H106V183L109 184L108 186H106V188H107V187L109 188V186L112 185L111 187L114 188V189H112V188L110 187V188H111L110 192L108 191V193H106V190H105L104 185H103ZM141 182H142L143 184H142ZM18 183H19V184H18ZM51 183H53V181H52V182H48L47 184H45V185H47V186H44V187H46V189H48V188H49V189H51V188L54 189L56 186L54 187V184H53V187H54V188H53V187L51 186V185H52ZM62 183H63V184H62ZM84 183H83V185L85 186ZM88 183H89V182H88ZM122 183H123V184H122ZM140 183H141V184H140ZM191 183H190V184H191ZM4 184H5V185H4ZM12 184H13V185H12ZM61 184H62V186H61ZM64 184H65V185H64ZM101 184H102L103 186H102ZM138 184H139V187L137 186ZM179 184H178V185H179ZM186 184H188V183L186 182ZM186 184H185V185H186ZM242 184H245V183H242ZM43 185H44V184H42V186H43ZM48 185H49V186H48ZM171 185H172V186H171ZM178 185H177V186H178ZM180 185H179V186H180ZM6 186H7V187H6ZM113 186H114V187H113ZM127 186H128V184H127ZM133 186H134L135 188L137 187L136 190H133V189H134ZM170 186H171V188H170L169 190H168V189H165V188L170 187ZM186 186H187V185H186ZM3 187H4V188H3ZM36 187H38V186H36ZM44 187H42V188H44ZM72 187H74V188H72ZM100 187H101V189H100V191H99V188H100ZM125 187H126V186H124V188H125ZM42 188H40V190H38L39 188L37 189V188L34 187L33 190L36 189V190H38V191L36 192V190H35V192H36V193L39 192V193H38V194H34V192H33V197H34L35 195H36L35 197H38V196H40V195H44L45 192H44V194H40V193H43V191H45V189H43V191H42ZM61 188H59L60 191L63 190V189H61ZM2 189H3V190L6 189V190H5L6 193H7V191H9V194H10V195H8V193H7V194L5 193L6 195H4V196L1 195V193L3 192ZM67 189H66V191H67ZM127 189H129V190L127 191ZM163 189H164V190H163ZM103 190H104V191H103ZM108 190H109V189H108ZM161 190H162L163 192H162ZM40 191H42V192H40ZM167 191H165V192L167 193ZM52 192H53V190H52ZM54 192H55V191H54ZM63 192H65V190L62 191V193H63ZM95 192H96V193H95ZM114 192H115V194H117V195L121 193V195H118V196H117V195L114 194ZM123 192H126V193L124 194V195H125V198H122V197H121ZM3 193H4V192H3ZM57 193H58V192H57ZM89 193H90V195H89ZM110 193H111L112 195H111ZM154 193L152 194V198L155 196ZM159 193H156V194H157V195H160ZM166 193H165V194H166ZM39 194H40V195H39ZM107 194H108V195H107ZM37 195H38V196H37ZM114 195H115V197H114ZM124 195H123V197H124ZM153 195H154V196H153ZM8 196H9L8 199L3 200V199H5V197H8ZM109 196H110V197H109ZM150 196H151V195H150ZM1 197H2V198H1ZM119 197H120V198H119ZM148 197H149V198H148ZM109 198H110V199H109ZM117 198L119 199V201L116 200ZM121 198H122V200L120 201ZM14 199H15V198H14ZM114 199H115L116 201H118V202L114 201ZM142 199H143V200H142ZM165 199H166V202H167V198H165ZM2 200H3V201H2ZM91 200H92V202H91ZM7 201H6L5 203L8 204L9 202H7ZM93 202H94V203H93ZM112 202H113V203H112ZM251 202H252V204H250V205L253 206V205H254V204H253L254 201H251ZM1 203H0V208H1L0 210H1V213H3V214H4V212H2V211L7 212V210H8V211L10 210V205H13V206H14V204H15L14 207H17V204H16L17 202L14 203V201H13V204H10V205L8 206L9 208L6 207L7 205H6L4 202H3V204H1ZM10 203H11V202H10ZM92 203H93V204H92ZM95 203H96V204H95ZM167 203H168V205H173V202H167ZM4 204H5L6 206H5ZM90 204H92V205H90ZM141 204H142V203H141ZM3 205H4L5 207H4ZM139 205H140V204H139ZM2 206H3V207H2ZM87 206H88V207H87ZM90 206H92V207H90ZM116 206H117L118 208H117ZM14 207H11V211L9 212V214H7L8 216H9L10 214L14 213V212H12V211H14V210L16 209V208L13 209ZM86 207H87V208H90V210L86 209ZM170 207H171V206H170ZM2 208H4V209H2ZM99 208H100V206H99ZM6 209H7V210H6ZM169 209H171V208H169ZM79 210H80V209H79ZM97 210H98V209H97ZM133 210H136V209H135V208L132 209V212L134 213ZM115 211H116L117 213H116ZM104 212H106V211L104 210ZM127 212H128V213H127ZM1 213H0V214H1ZM73 213L75 214L76 212H73ZM73 213H72V214H73ZM113 213H114V214H113ZM124 213H125V214H124ZM74 214L72 215V218H73V219L75 218V219H74V224H75V223L77 224L78 221H79V224H80V223L83 224V222H84V220H83V216H87V215H88V214H87V215H83V214H82L83 216L80 217L78 214H75V215H74ZM13 215H14V214H13ZM76 215H78V216H76ZM80 215H81V214H80ZM100 215H101V214H100ZM100 215H99V216H100ZM118 215H121V216L123 215V216H122V217H121V216L119 217ZM1 216H2V215H1ZM42 216H43V215H42ZM73 216H74V217H73ZM88 216H89V215H88ZM114 216H115V217H114ZM5 217H6V215L4 216V219H5ZM11 217H12V215H10L9 219H12V218H13V217H12V218H11ZM76 217H77V219H76ZM95 217L97 218V215H96ZM95 217H94V218H95ZM104 217H103V218H104ZM125 217H124V218H125ZM228 217H229V216H228ZM72 218H71L70 220H67L66 222H65V221H63V222H65V223H67V222L70 223L69 226L74 225L73 222L71 221ZM81 218H82V219H81ZM96 218H95V219H96ZM112 218H113V219H112ZM120 218H121V219H120ZM9 219H8V220H9ZM80 219L83 220V222H81ZM84 219H86V218H84ZM115 219H116V221H115ZM119 219H120V220H119ZM230 219H231V218L228 219V222H229V221L231 222V223H229L230 226H228V228L230 227V228L232 229V228H233L232 225H234V224H232V223H234V220L231 219V220H233V221H231ZM0 220H2V218H1ZM5 220H6V221H5ZM5 220H3V221L7 222V218H6ZM38 220H39V219H37V220H35V221H31V223H30V220H29V223H27V226L25 225V223H26L27 221L24 222V223H22V224H23V226H24V225H25L26 227L29 226L28 228H30V227H32V225H36L37 223H35V222H38ZM121 220H122V221H121ZM125 220H126V219H125ZM125 220H124L123 222H125ZM3 221H0V229H1V226H2V229H3V226H4V231H5V232H1L2 229L0 230V233H1V234H0V237H1V238H0V243H3L4 240H6V242H4V243H5V247L3 246L4 243H3V245L0 244V262H2V261L4 262V259L1 260L2 258H4V257H5V258L10 257V252H13V251H16V250H17V251H16L17 253H21V252H18V248H20L19 250L21 251V249L24 248V247L21 246V244L26 243V241L28 242V241H29L30 239H32L33 237H35L34 239L37 240L39 237L41 238L40 235H43V234H47V235H50V234H51V235H52V233L55 232L53 237L56 238V236H57V237H59V235L62 236V235H61L62 232H63V234H65L66 232L69 233V231H71L70 229H67V228H69V227H66V226L68 225V223H67V225L64 224V225H66V226L58 224L57 226L59 227V225H60V227H59V228H55L54 230H56V229H61V227L63 226V229L66 230V231H64L63 229H62L63 231L56 230V231L58 232V233H57L56 231H53V227H52V225H51V227H52V229H51V227H49L50 225L47 223V226H46V225H43V226L46 227V228H45V227H43L42 225H40L42 221L39 220V223H40V224H39V223H38V224H39L40 226H39V225H37V226H39V228H40V227H43V228H41L40 231H39V229L36 230L37 227H36L33 231H31L33 228H30L31 230H30V229H29V230L31 231V232H30V235H31V236L29 235V237L27 236V235L29 234V233H28L29 230H28L27 228H25L26 231H24V233H26V236H27V237H25L24 241H25V240H26V241L23 242L22 239H23L24 237L22 238V236H23L24 233L21 232L22 234H21V235L19 234V235L21 236V239L18 238L20 242L17 243V244H19L20 247L17 246L16 250H14L13 247H14V246L16 247V241H17V239L15 240L14 237H16V236H17V237H20V236H19V235H15V233H14L13 236H14V235H15V236L13 237V236H12V233H11V229H12L13 227H15V228H13V229H16V230H17L18 227H20V226H17V224L20 225V222H21V221L19 220L20 222H19V221L16 222L15 225H13V224H14V223H13V222H14L13 220H12L13 222H12V221H11V222L8 221L6 224H8V223L10 222V225L12 226V227L10 226L11 229L9 228V226H8V228L5 229V225H6V224H5V225H2V223H1V222H3ZM75 221H77V222H75ZM5 222H4V223H5ZM63 222H62V223H63ZM105 222H106V223H105ZM113 222H114V223H113ZM62 223H61V224H62ZM71 223H72V224H71ZM30 224H32V225H30ZM107 224H108V229L104 230V229L106 228ZM231 224H232V225H231ZM48 225H49V226H48ZM80 225H81V224H80ZM25 226H24V227H25ZM55 226H56V225H55ZM55 226H54V227H55ZM78 226H79V225H78ZM78 226H77V227H78ZM231 226H232V227H231ZM64 227H65L66 229H65ZM71 227H72V226H71ZM71 227H70V228H71ZM75 227H76V226L74 225V228H75ZM79 227H81V226H79ZM72 228H73V227H72ZM72 228H71V229H72ZM103 228H104V229H103ZM123 228H124V229H123ZM126 228H128V229H126ZM8 229H9V230H8ZM13 229H12V232H14ZM43 229H45V231L47 230L49 234H48L47 232H46V233H45V232H44V233H41V231H42ZM49 229H50V230H49ZM16 230H15V231H16ZM27 230H28V232H27ZM86 230L84 229V231H86ZM8 231H9V232H8ZM18 231H20V228L18 229ZM34 231H35V233L38 232V231L40 232V234H39V232L36 233L37 236L39 235L38 238H37L36 235H35V236H32V235H33L32 233H34ZM43 231H44V230H43ZM59 231H60V232H59ZM6 232H7V233H6ZM106 232H107V231H106ZM119 232H120V233H119ZM10 233H11V236L8 237V235H10ZM35 233H34V234H35ZM56 233H57V235H55ZM118 233H119V234H118ZM6 234H8V235H6ZM16 234H18V233H16ZM99 234H100V236H99ZM117 234H118V235H117ZM2 235H3V236H2ZM24 235H25V234H24ZM47 235H44V236H46L45 238H47ZM51 235L48 236V237H50V238H48V239L53 238V237H51ZM105 235H106V234H105ZM108 235H110V233H109ZM115 235H116L117 237H114ZM239 235H240V236H239ZM242 235H244V234H238V236H239L238 239H239V240L241 239L240 242H244V241H245L244 239H246V238L244 237L245 235H244V236H242ZM5 236H7V238L4 239ZM64 236H65V235H64ZM129 236H130V235H129ZM2 237H3V240H2ZM11 237H12L13 239H11ZM77 237H78V238H77ZM80 237H81V238H80ZM94 237H96V239H93ZM97 237H98V238H97ZM107 237H108V236H107ZM242 237H243V238H242ZM8 238H9V239H8ZM60 238H61V237H59V239H60ZM103 238H104V239H103ZM109 238H111V237L109 236ZM10 239H11V241H9ZM34 239H32V240H34ZM48 239H47V240H48ZM56 239H57V238H56ZM56 239H55V240H56ZM61 239H62V238H61ZM80 239H81L82 241H81ZM116 239H117V241H116ZM32 240H31V241H32ZM42 240H43V238L40 239L41 242H42ZM67 240H66V242L68 243ZM93 240H94V241L97 240V241H96L97 243L94 242ZM98 240H99V242H98ZM103 240H104V241H103ZM51 241H54V240H51ZM51 241L49 240V242H51ZM56 241H59V240H56ZM86 241H87V242H86ZM88 241H89V242H88ZM92 241H93V242H92ZM107 241H108V240H107ZM10 242H11V244H10ZM17 242H18V241H17ZM44 242H45V241H44ZM49 242H48V243H49ZM63 242H64V240H63ZM80 242H81L83 245H84V243H85V245H84V246H83V245L81 246V243H80ZM91 242H92V243H91ZM20 243H21V244H20ZM28 243H29V242H28ZM28 243H26V244L28 245ZM32 243H34V246H35L36 243H35L34 241H32ZM32 243H31V242L29 243V244H30V248H29V249H28V246L25 244V245L27 246V249H28V250H24V249H23V251H25V253H27L26 251L29 252V253L27 254V259H26V257L24 256V260L26 259V261H27L25 264H31V263H28V262H30V261H31L33 264H53V263H54V264H57V263L59 262V260L56 262V260H57L56 257H57V258H60V257L62 258V257H64L63 259H65V257H66V262H67V259L70 258L69 256H66V255H63V256L60 255L59 252H58V253L55 252V250H53V249H55V248H53V247H51V246H49V247L52 248V251H53V252L57 253L56 255L52 254L53 252L48 251V249H47V250H46V249H42V250L40 251L39 249L42 248L41 246H40L41 248L36 249V250L39 252L40 255H38V254H34L33 252H35L36 250L34 251L33 248L31 247V246H32ZM37 243H38V242H37ZM116 243H117V244H116ZM46 244H47V243H46ZM49 244H50V243H49ZM68 244H69V243H68ZM68 244H67V245H68ZM78 244H80V245H79V246H80V249H81V248H84V251H82L83 249H81V252H82V253L84 252L83 254L80 253V250H77L78 247H79ZM89 244H92V245H89ZM106 244H107V243H106ZM115 244H116V246H115ZM9 245H10V246H9ZM36 245H37V244H36ZM52 245L54 246V244H52ZM64 245H65V243H64ZM64 245H63V247H61V248H65V247L67 246V245H65V247H64ZM71 245H74V246H72L73 248L71 247ZM86 245H89V246H86ZM42 246H44V244H43ZM85 246H86V247H85ZM10 247L12 248V251H11V248H10ZM15 247H14V248H15ZM21 247H22V248H21ZM36 247H38V245H37ZM36 247H35V248H36ZM46 247H47V246H46ZM210 247H212V248H210V249L212 250V249H214L216 246H214V245L211 243V244H210ZM31 248H32L33 251L30 250ZM59 248H60V247H59ZM61 248H60V250H61ZM74 248H75L77 251H76V250H73ZM25 249H26V247H25ZM56 249H58V248H56ZM88 249H91V248L89 247ZM217 249H218V251H221V252H222V250H220V249H221L220 247L217 246L214 250L217 251ZM58 250H59V249H58ZM58 250H57V251H58ZM94 250H95V249H94ZM37 251H36V253H38ZM63 251H64V250H63ZM63 251H62V252H63ZM78 251H79V252H78ZM92 251H93V250H92ZM50 252H51V254H50ZM221 252H217V254H220ZM32 253H33L34 255H32ZM70 253H71V254H70ZM78 253H79V254H78ZM11 254H12V256L10 257V260H9V259H6L7 261L9 260L8 263L11 262L10 264H13L14 262L12 263V260H11V259L16 258L17 261H15V262H18V263L20 262L21 264H24L23 260H22V262H21V261H18V260L22 259L23 256H21L20 258H17V257H16V256H19V255H21V254H17V255L15 254L14 258H12L14 253H11ZM30 254H31L32 256H30ZM7 255H9V256L7 257ZM22 255H24V254L22 253ZM52 255H53V256H52ZM57 255H59L60 257L57 256ZM89 256H90V257H89ZM30 257H31L32 259H34L33 261H36V263L33 262L31 259L28 260V258H30ZM52 257H53V258H52ZM85 257H87V258L89 259L87 262H85V261L87 260ZM91 257H92V258H91ZM16 259H15V260H16ZM36 259H38V260H36ZM54 259H55V260H54ZM84 259H86V260H84ZM6 260H5L4 264L7 263ZM92 260H91V261H92ZM37 261H38V263H37ZM53 261H54V262H53ZM55 262H56V263H55ZM68 262H69V261H68ZM68 262H67V263H68ZM18 263H17V264H18ZM20 263H19V264H20ZM63 263H64V262H63ZM0 264H2V263H0ZM58 264H59V263H58ZM70 264H73V263L71 262ZM78 264H79V263H78ZM196 264H208V263H207V262L201 263L200 260H197V261H196Z\"/></svg>", "mask_w": 264, "mask_h": 264}]
</instances>
